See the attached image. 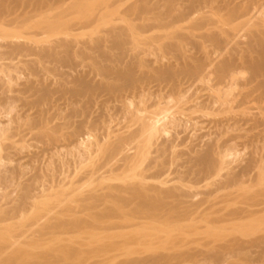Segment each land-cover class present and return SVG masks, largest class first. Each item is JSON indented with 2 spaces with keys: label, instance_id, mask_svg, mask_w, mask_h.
<instances>
[{
  "label": "rangeland",
  "instance_id": "rangeland-1",
  "mask_svg": "<svg viewBox=\"0 0 264 264\" xmlns=\"http://www.w3.org/2000/svg\"><path fill=\"white\" fill-rule=\"evenodd\" d=\"M8 1H10V2H8ZM18 1L19 0H6V2H5V0H2V2H1V0H0V4L2 3V5H3V2H4V5H3L4 7H6L9 3L10 8L7 6L5 9L10 10L11 16L14 12L13 10H15L14 7L17 8L15 10L16 13L14 12V14H17V16L15 15L16 19H17L18 15L20 14L18 17L19 19H17V20H15V18L14 19L12 18V17H14V14L12 17H10V16L8 17L10 19V23H12V24H10V23L6 24L5 22L7 21V19L4 20L5 22L3 21V19H1L2 22H4V23L3 24L0 23V33L3 34V36H2V34H0L1 35L0 36L1 37L0 38V44L2 43L3 45L4 44L6 45L9 43V41H11L9 44L12 43V45H17L18 43L20 44L21 42H22L21 44H23V45L28 44L27 46H25L26 50L24 49V51H22V53H20V54H23L24 56L20 55L19 53H18V55L13 53L10 55L6 54L5 58H3L4 56H2L0 59V63H2L3 65H6L5 63H7V65L5 67L2 64H0V70H1L0 72H2V69L4 68L3 69L4 71L2 73H0V78H1L0 79V103L2 101V103L0 104V151H1L0 156L2 157V159H1L2 162L0 161V174L6 175L8 170H10V171L14 170V172L12 174L17 173L16 175L23 173L22 174L23 176L24 175L31 176L32 174H34L37 171V169H39L41 167V165L39 166V164H41V162L39 159H36L37 157L34 158L31 155H30V157H32V160L36 159L38 164L35 160H33L34 162H32L30 160H29L30 162H27V160L29 159V154L35 153L34 151L30 152V149L35 150L36 152H38V149H39L40 154L45 153V154H48V156H49V153L51 156L55 155L52 158H53V160L57 159V161H54L53 164H55V162L58 163V161L61 158H62L61 162H62V160L64 162L65 158H66L65 160L70 161L69 158L72 159L75 156L80 155L81 154L80 152H83L81 149L85 148V147L81 148L83 145V142L82 143H80V142L83 141L82 139L84 137H85L84 140H86V137L89 135V133H92L89 131L87 133L86 129L88 128V130H89L90 128L87 125H85L84 121H86V119L83 120V118H88V120L90 119V121H93L91 119L96 118V121H98L97 124L102 121V123L108 125L109 122H111L109 125H111V126L113 125L114 127L117 125H120V123H121L123 128L126 127V124L130 125V126L128 125L127 129H125L124 131L122 130L123 129L122 127L120 128V126L119 127L117 126L118 128H120L121 132H123V133H119L120 132L119 129L117 130V128L112 127L113 129H116L115 131H117V134L115 135V133H116L115 132V133H112V135H110L108 133L112 130V129H110L111 127L109 128L110 131L108 132V130L106 131L107 127L105 128V125H103V124L100 125L101 124L100 123L99 124V126L101 127L100 128L96 124V122L93 121V123H94L93 126H95V129H94L93 126L90 125V123H89L90 121L89 122L86 121V124L88 122V125L91 126L90 130H92L93 133L95 132L94 134L97 133V135L92 134L95 137L91 136V138L93 137L94 139L95 138L97 139L99 137L98 139H102V142L107 141V145H110L111 142L115 141V140L113 141L111 139V137H113V139H114L115 138L114 136L118 135V138H116V141H117V139H119L118 145L120 146V148L118 149L115 147L116 141L114 142L115 146H114V144H111V147L107 146L108 147L107 150H109V149L112 150L114 148L117 149V151H118V152L116 151L117 153L114 152L115 149H114V151L112 150L114 153V157H116L115 155H117V154L120 155L121 152H119V151L124 150L123 145H122L123 149H121V145H120L121 142L120 141H123V139H125L127 136H129V134L131 135V138L133 135V139L136 140L137 137L135 138V135H136L135 133H137L139 131L134 132V130L135 129L138 130L142 127L141 126L142 125L141 120H140L141 125H139V124L135 123L137 118L135 119L134 122H131L129 120L130 119L129 116H127V115L131 114L130 117L132 118L131 120L133 121L134 117H135L133 115H134V111L136 110V107L139 106L138 104H142L139 107L144 106L145 101H146V104L144 107L146 109H148L150 107V109L145 110L146 112L143 113L145 108L144 107L142 109L140 108L139 110H141V112L138 113V115L143 113V114H141V116L142 115L144 116V114L147 115V114H149V112H153V110H154L152 115L155 114V115H153L155 117H157L160 113H162L161 115L158 116L160 121L163 118L162 123L159 122V126L160 125H162V126H164V125L171 126L172 125V126L171 127L167 126L168 128L166 126H164L162 128L160 127L161 131H163V132L160 133V131H159L160 129H159L157 132V135L155 133L156 139L157 138L158 139L157 140L153 139V140H155L154 143H152L153 140L151 141L150 144L152 145L153 148L152 147L150 148L151 145L147 146L149 150L151 149L150 150L151 152L149 151L151 154L148 152L147 155L148 154L149 155L147 157L145 155L146 158L144 157L140 160L141 161L140 165L141 164L142 165L141 166L139 165V168L145 170V172L149 171V169L146 170L147 168H149V166H150L152 171L155 170L154 173L157 171L155 174L152 173V171H149L148 174H147V172L145 173L144 171H141V172H143L141 174L144 176V180H142V182L145 184V185L142 184L143 188L145 186L147 189L148 188L147 186L152 187L155 183L156 184L159 183L160 185L158 184V186H161L164 188L161 190L165 191V188L167 186L168 187L166 189H168V188L175 189L176 184H177L176 187H180V186H178V184H179L178 182H180V181L183 182V180L185 179L184 182L186 184L184 185V184L180 183L179 185H181V186L183 185V187H182V188H184V190L182 189L183 192H185V190L188 191V192H185V194H187V196H185L184 193L182 194V196L181 195H179V196L183 197L186 201L188 199H189V201L192 200V202H193V198H194V202H196L195 205L197 207H195V205H194L193 209H192V206L190 207L191 211L192 210H194V211L192 213L191 220L187 219L188 222H185V223H188L187 226H185V223H183L186 218L183 220V222H182V219L181 220L179 219L183 225L182 224L180 225L179 221L173 220V221H175V223L173 224V222H172V225H171V226H173L172 228L170 226V228L173 230L170 229L169 232L171 235V233L173 234L174 232L177 231L176 233H174L175 236L171 237L169 235V233H167V230L169 229V228H167L166 232L164 231V233H162L161 236L159 235V236L155 237V238L159 237V239H157V240L155 238L151 239V242H153V243H151V242L148 243L150 248L148 246L145 247L146 241L147 242L150 241L148 238L149 236L147 237L148 240L145 241L144 240L145 238L143 239V235H141L142 237L139 235L140 237H137V239H135V237H136L135 235H137V234H135L134 236L131 235L130 237L133 236L134 239L132 237L131 238L132 241H131V239H127V241L129 240L132 243L134 240V242L132 244L134 245L135 251L129 252V249L131 248L130 246H132V248H133V245H131V243L129 242L130 246L127 245L126 249H128V247H130L128 249L127 253H130L129 255H131V256H128V257H130L128 259L131 261L132 264H142V263L143 264H264V177L261 174L262 170H264V72H263L264 71V6H263L264 0H256L257 5L254 4L255 0L253 2H252V0H249V1L248 0H239L240 2L238 0L237 1L235 0V3H234V0L233 1L232 0H220V1L219 0H214V1L207 0V2H206V0H201V1L199 0V2H198V0H192L193 2H188V0H169V2H168V0H23V1L20 0V2H19L20 4L18 3ZM147 1H149V2H147ZM189 1H191V0H189ZM202 1H204L205 3ZM158 2H160L162 4H160ZM221 2H223V3H221ZM244 2H246V3H244ZM167 3L169 5H171L172 9ZM177 3H178V5H176ZM179 3H181V5H183L182 8H181V6H179L180 5ZM202 3L205 6H203ZM226 3H227V5H226ZM186 4H187V6H186ZM251 4H252V6H251ZM16 5L19 7H17ZM25 5L28 9L25 7ZM161 5H164V8ZM173 5H175V6L173 7ZM193 5H195V6H193ZM207 5H208V7H207ZM255 5L257 6L256 8H255ZM23 6L25 7V9H23ZM166 6L167 7L169 6V7L167 8ZM192 6L194 7V9ZM198 6H199V8H198ZM253 6H254V8H253ZM4 7H3V9H4ZM155 7H157V8H155ZM183 7H186L188 11L186 10V8L184 9ZM262 7H263V9H262ZM11 8H12V10H11ZM18 8L20 11L18 10ZM223 8H225V9H223ZM257 8H259L258 9L259 11L256 10ZM3 9L1 8V10H3ZM22 9L25 12L27 11L25 15H24L25 12L22 11ZM155 9H157V10H155ZM159 9L162 10V12L160 11L161 14L157 13V12H159ZM164 9H166V11ZM170 9L173 10L172 13L173 14L175 13L176 16H175V14L173 15L172 13H170ZM190 9H193L195 13L197 11L198 14L199 13L200 14L198 15L196 13L197 15L194 16L195 13ZM198 9L199 10L201 9V10L199 11ZM163 11H165V12H163ZM228 11L229 12L233 11V12L229 13ZM256 11H258V12H256ZM17 12H23V13H17ZM245 12H246V14H245ZM252 12H255V13H252ZM156 13H157V15H156ZM166 13L169 15L171 14L172 17H171V15L167 16ZM189 13H191L190 15H192V13H193V17L190 16V18L193 21L191 19L190 20L188 19ZM232 13L234 14L233 16H232ZM258 13H260L261 15ZM163 14H164V16H162ZM248 14H251V15H248ZM253 14H255V15H253ZM213 15L215 16V18ZM236 15H237V17H236ZM20 16H21V18H20ZM160 16L163 17V19ZM169 17H171L172 19H170ZM11 18L13 19L14 22L11 21ZM236 18H237V20H236ZM9 19H8V21H9ZM147 19H149V20H147ZM195 19H197L198 21L197 20L195 21ZM257 19L259 22H257ZM140 20L142 23L140 22ZM151 20L153 22L158 20V22L153 23ZM182 20H183V22L185 21V23H182ZM246 20L248 23L245 22ZM253 20L255 21L254 24H252ZM136 21L138 22L139 25L141 24V26H140L141 31H140V35H139L140 38L138 37L137 43L135 41L134 45H133V44H130V42L131 43H133V42L131 41L130 33H128V32L130 31L129 27L130 28L132 27L131 25H135V23H136V25L138 26ZM164 21H167L168 23L165 22V24H160V23H163ZM200 21H204L205 23L201 22L202 24L200 25ZM210 21H211V24L209 23ZM213 21H215V24ZM229 21H230V23H229ZM113 22H117V23H113ZM127 22L129 23L128 26H126ZM243 22H245L246 24ZM53 24H54V26H53ZM143 24H145V27ZM157 24L160 26H158ZM50 25H52V26H50ZM114 25L115 26L118 25V26H116L118 28H115ZM161 25H162V27H161ZM232 25H234V26H232ZM241 25H242V27H241ZM243 26H245V27H243ZM123 27L125 29H123ZM147 27H148V30L146 29ZM157 27H159V29ZM206 28H207V30H206ZM114 29L119 30V31H116ZM151 29L153 31H151ZM234 29L236 32L234 31ZM204 30H206V31H204ZM112 31H113V33L115 31L117 33H119V32H122L124 34L128 33L130 39L128 38L127 41H125V44L127 46L124 43L121 44V46H120L118 43H115L113 40H111V41H109V43L111 42L112 46H111V43L109 44L110 46L108 44H106V45L109 47H112V48H109L106 46L108 48L107 49L102 44L103 49L102 48H101L102 50L97 49V50H99V51H97L96 47H94L95 45L93 46L94 48L91 47L94 44V39H97L98 37L100 38L104 35H109V37H110V34L112 33ZM146 31H147V33L145 34ZM240 31H242V35H240L241 34ZM232 32H233V35H232ZM215 33L216 34L219 33V36H217L218 34L216 35ZM234 34L236 36L239 34L240 36L239 35L238 36L240 39L238 37H236ZM6 35H7V38L4 37ZM180 35H181V37H180ZM230 35H231V37H229ZM234 36H235V39H234ZM2 37H4V39ZM25 38H27V39H25ZM110 38L113 39L112 37H110ZM236 38L238 40H236ZM77 39H79V40H77ZM142 39H143V41H142ZM78 41H79V43H78ZM128 41H129V44H128ZM15 43H17V44H15ZM114 43L116 46L117 45L118 46L116 47L114 45ZM76 44H77V46H76ZM80 44H81V46H80ZM135 44H138L139 47H141V48L143 46L144 49H147V51H146L147 53L146 54L144 53L147 58L145 56H143L144 54H142V56L144 57L143 59H145L146 61L145 60L142 61L143 63L140 64V70L138 69L139 67L136 68L138 66L137 65L135 67V69L133 70L132 74L127 73L125 76H122L118 80L114 79L115 81L114 80L107 81V79H105L104 76L102 77L101 75L97 74V76L99 75L97 77L96 74H94V73L90 74L89 69H87L86 67L84 68V66H83L84 64L86 65L90 61L93 62L94 61L93 58L96 57L95 62H93V63L98 64L99 66L101 65L100 67H104V65H105V67L107 65H108V67H110L112 62H114L116 60V59L114 60L113 58H117L118 57L117 54H119L120 52L122 54H124L125 57H127V59H128V57L130 55V52H128L130 50L127 51V49L129 48L128 46L132 45L130 47V49H131V48H133V46H135ZM155 44H156V46H155ZM168 44H169V46H168ZM182 44L184 46H181ZM138 45L136 47H138ZM60 46H62L63 48ZM113 46L115 48H113ZM3 48H4V46H3ZM3 48L0 47V51L1 50L3 51ZM28 48H29V50H28ZM31 48L34 49V52H32V53H31V51H33V50ZM141 48H139V49H141ZM152 48L155 50H153ZM94 49H95V51H93ZM183 49H184V51H183ZM219 49H221V50H219ZM112 50H113V52H112ZM185 50H186V52H185ZM28 51H30V52H28ZM116 51H118L119 53ZM25 52H27V54L29 53V55L25 54ZM66 52H68V53H66ZM102 53H104V54H102ZM115 53H116V55H115ZM121 53H120V55H122ZM214 53H215V55H214ZM218 53L220 56L218 55ZM91 54H93V56H91ZM211 54L214 55V57H217L216 58L217 60ZM15 55L17 58L15 57ZM78 55H81V56H78ZM85 55H86V58H85ZM87 56H89V57H87ZM130 56H132V55H130ZM194 56L197 58L198 61L196 60V62H195L194 59H196V58ZM210 56L213 58H211ZM7 57H8V59H7ZM160 57L163 59H158ZM81 58H82V60H81ZM191 58H193V59H191ZM199 58H201V59H199ZM210 58H211V60L213 59V61H211V62H213L212 64H214L215 62L217 63V64L215 63L214 66H212V68H211L214 72L215 71L217 72V73L215 72L217 75L214 74V72L213 73L210 72L212 74V77L215 78V80L212 77H210L211 81H212V83H211V81L208 80V78L207 79L203 78L202 79L203 82L199 83L201 80L199 81L200 78L198 79V76H201V74H202L201 77L204 76V74L206 72L205 66L208 67L209 65L210 66L212 65L210 62ZM109 59L110 60L113 59V60L110 61ZM140 59H142V58H140ZM214 59H215V61H214ZM199 60H201V61H199ZM65 61L69 65H67ZM84 61H86V62H84ZM156 61H158V62H156ZM241 61L243 63H241ZM110 62H111V64H110ZM155 62L157 64L159 63V65H157ZM198 62H200L201 64ZM61 63L64 65H62ZM188 63L191 65L190 68H188L190 66ZM197 63H198L199 67L201 65L203 66V63L205 65L203 66L202 69H199V67L197 69ZM160 64L162 66V69L164 66H167V69L169 68V71H171L172 73L168 76L167 74H169L170 72L168 73V70L165 69V67H164L165 70L164 69H163L164 71L162 70L163 72H165L164 74H162L163 73L162 71H161L162 73L160 71L157 73L158 70H156V69L161 68ZM185 64H187V65H185ZM70 65H71V67H74V68H71ZM148 65H149V69H146V68H148ZM153 65H155V67ZM170 65H171V67H170ZM195 65H196V69L198 71L200 70L199 71L200 73H197L198 71H196ZM215 65L217 66L216 67L217 70L215 69ZM236 65H239V66H236ZM2 66H3V68H2ZM77 66H80V67H77ZM142 66H144L146 68H143ZM173 66L175 68V71L173 69ZM178 66H180V67H178ZM181 66H183V67H181ZM210 66L208 67V69L210 68ZM224 66L226 68L230 67L229 71H231V70L233 71L236 69L235 70L236 71L235 77H237V79L235 82H237V83L233 84V82H231L232 84H230L229 83L230 80L227 79V77H225L226 76L225 73H224L225 76H224V74H223V76L227 80H225L224 77L220 76L226 70V68H224ZM234 66L237 68H235ZM232 67H234V68L232 69ZM176 68L178 71L176 70ZM182 68L185 70L181 71ZM219 68L221 69V71ZM228 68H227V70H228ZM65 69H66V71H65ZM136 69H137V71L138 70L139 71L138 72L135 71ZM191 69L193 72L190 71ZM237 69H238V71H237ZM46 70H48V71H46ZM67 70H69L70 72ZM76 70H78V71H76ZM201 71H204V74L201 73ZM239 71H240V74H239V76H237ZM176 72L178 73V75L176 74ZM185 72H187V73H185ZM220 72H221V74H220ZM261 72H263V73H261ZM150 73H152V74H150ZM153 73H155L156 75ZM182 73H183V75H182ZM188 73H189V75L186 76V74H188ZM193 73H195V75H198V76H196L198 80H195L196 77H194L195 75L193 76ZM51 74H52V76H51ZM157 74L158 75L161 74V75L158 76ZM184 74H185V76H184ZM131 75H133V76L136 75V78L132 77ZM145 75H146V77H145ZM152 75H155V77L153 78ZM214 75H216V76H214ZM64 76H66V77H64ZM77 76H78V78H77ZM131 77H132V79H131ZM156 77H158L159 79ZM101 78H102V82H101ZM134 78H135V80H133ZM141 78H142V80H141ZM155 78L158 79L159 81L156 80ZM173 78L174 79L176 78V79L174 80ZM79 79L80 80L82 79V81L81 82L78 81ZM88 79H90V80H88ZM130 79H131V81H130ZM185 79H187V81ZM191 79L193 81L194 80L196 81V82H193V85L196 84L195 86H193L195 88H193V87L191 88V86H190V85H192L190 83V82H192ZM84 80H86V81H84ZM136 80H137V82L135 83ZM183 80H184V82H183ZM207 80H208V82L211 83V85H209V86H211L212 88H215L220 84H221L220 87L222 86L224 88V84H225L224 81H227L228 83L225 84V86L227 85V87H225L226 89L224 88L225 91H227L228 86L230 85V87H229L230 89H228V93L221 100L217 101V103L215 102V100H216L215 97L214 96L211 97L210 95H212V94H209L210 87L208 86V82H206ZM217 80H219L217 83L218 85L213 84V83H216ZM75 81L76 82L78 81V82L76 83ZM197 81H199V82L197 83ZM88 82H90V83H88ZM155 82L158 83V86ZM91 83L94 84V86H95V84H97L96 86L99 85V87H103V90H100L102 93L100 91H97L98 92L97 93V92H90V91L86 90L87 89L86 87L88 86V84L91 85ZM134 83L136 84V86ZM137 83H138V85H137ZM169 83H170V85H169ZM112 84L115 85L114 88L117 86L115 88L116 91L114 92V94L113 93L110 94V92H107V90H104L105 85L106 86H112ZM140 84H141V86H140ZM165 84H166V86H165ZM183 84L185 85V87ZM82 85L86 86V87L83 88ZM205 85H207L208 87H206ZM231 85H233L234 87ZM137 87L139 90L136 89ZM165 87H166V90H165ZM174 87L177 88V90L174 89ZM180 87H183V88H180ZM186 87H188V88H186ZM118 88H119V90H118ZM121 88H122L123 94L121 92ZM184 88H186V91L189 89V92H187L186 95H184L185 94L184 93L183 97H182L181 92L185 91ZM84 89L87 92L85 91V94H84V91H83V94H82V92H80V91H82ZM146 89H147V92H145ZM157 89H159V90H157ZM181 89L182 90L184 89V91H180ZM219 89L221 91L223 90L221 88H219ZM7 90H9V91H7ZM70 90H71V92H70ZM167 90H168V92H167ZM171 90H173V91H171ZM175 90H176V92H175ZM143 91H144V94H142ZM157 91L159 94L162 93L160 95V98L162 97L161 101L159 100V94L157 93ZM170 91L174 93V94H172V96H174L175 98L171 96L172 98L175 99L174 101H169V100H171V98H170L171 92ZM57 92L59 93V95ZM125 92H126V94H129L132 97L129 95H126ZM120 93L122 95H120ZM133 94H134V96H133ZM145 94L146 95H152V97L151 98H149V96L146 97ZM143 95H145V96H143ZM43 96H44V98H43ZM120 96L123 97V98L122 97L121 98L123 100H125L124 102H127V100H128V99H126V97L127 98L129 97V99L133 98L132 99L133 102L131 99H130V101H128L130 103L129 105H131V106H128V108L130 107V109H131V107L133 106L135 108L134 109L132 107V109H134V111L130 112V110L127 108V105L125 108L124 105L128 104V103L124 104V102H122V100L120 99ZM156 96H157V98H156ZM1 98H3V100ZM88 98H89V100H87ZM91 98H92V100H91ZM212 98H214V99L212 100ZM62 99H63V101H62ZM75 99H76V101H75ZM143 99H145V101H142ZM148 99H150V100H148ZM166 99L168 100L167 103H166ZM177 99H178V101H176ZM183 99L186 100V101L184 100L183 102H185L186 104L188 103L189 108L187 105L180 106L183 104V102H181ZM191 99H193L194 101ZM198 99H199V101H198ZM187 100H188V102H187ZM72 102H75L76 104L72 103ZM102 102H104V103H102ZM131 102H132V104H131ZM170 102L172 105L170 104ZM175 102L178 104L175 105L176 104ZM179 102H181L182 104H179ZM156 103L159 104L160 109L162 111L158 108L159 106ZM66 104H67V106H66ZM99 104H101L103 107H101V105L99 106ZM105 104H107L106 107H108V108L105 107ZM93 105H94V107H93ZM116 105H117V107L119 105V107L116 108ZM169 105H171V106L169 107ZM174 105L177 107H175ZM59 106H60V108H59ZM71 106L73 108V111H72L73 113L77 109L76 110L77 115H76V111L74 114L72 112H70V110H72V108H68V107H71ZM109 106H112V108ZM113 106H115V107H113ZM185 106L188 108V110L184 109V108H186ZM55 107H57V108H55ZM91 107H93V108H91ZM155 107H156V109H155ZM182 107H183V110H182ZM95 108L97 111L95 110ZM104 108H106V109H104ZM123 108H124V110H123ZM170 108H172L173 111H170ZM56 109H57V112H56ZM62 109H64V110H62ZM79 109H81V110H79ZM111 109L113 110L112 112H111ZM126 109H127V111L129 110V112H127ZM167 109L170 111V113L171 112L172 113L170 114L169 111H166ZM109 110H110V114L108 113ZM137 110H138V108H137ZM158 110L161 112L158 113ZM164 110H165V112H168V113L167 114L163 113ZM175 110H177V111L174 112ZM60 111H61V115H60ZM78 111H80V112H78ZM106 111H107V113H106ZM124 111H126L127 113ZM85 112H87L86 113L87 116L85 115ZM88 112H89L90 116L88 115ZM114 112L116 113V115H115V117H112L111 115L112 114L114 115L115 114ZM117 112H118V114H117ZM135 112L137 113V111H135ZM181 112L184 114H181ZM187 112H188V114H187ZM48 113H50V114H48ZM82 113H84L85 116ZM92 113H93V115L91 116ZM103 113H106V115ZM128 113H130V114H128ZM51 114H52V116H51ZM54 114H55V116H53ZM58 114L60 116H58ZM62 114L64 115L65 118L63 117ZM70 115H72L71 118H70ZM108 115H109V117H108ZM124 115H125V117H124ZM150 115L151 114L147 115L149 117L144 116L145 117L144 119L147 118L148 120H150V118L153 117L152 115H151L152 117H150ZM183 115L185 117H187V115H189V116L187 118H185ZM66 116H69V117L67 118ZM104 116H107V117L104 118ZM116 116H117V118H116ZM160 116H161V118H160ZM60 117H62V119ZM79 117H81V118H79ZM89 117H91V118H89ZM178 117H180V118H178ZM54 118H55V121L57 119L58 120L56 122L52 121V120H54ZM112 118H113V120H112ZM115 118L118 121H115ZM119 118H121V119H119ZM176 118H177V121L180 122V125L176 121ZM47 119H48V122H47ZM68 119H69L68 124L73 123L72 127L74 128V131H73V128L71 129V124H69L70 125L69 130L66 129V128H68V124L65 123L66 122L65 120L68 121ZM80 119H82V120L80 121ZM103 119H105L107 122L105 120L103 122ZM110 119H111V121H110ZM124 119H125V121H123ZM186 119L189 121H186ZM191 119H193V120H191ZM127 120H129L130 122ZM169 120L171 122V125L169 124L170 123ZM44 121H46V122H44ZM63 121H65V122H63ZM43 122L47 126H45ZM52 122L54 123L55 126L53 125ZM74 122L77 124L75 125ZM118 122H119V124H117ZM138 122H139V120H138ZM164 122H165V124H164ZM25 123L27 126L25 125ZM61 123H63V124H61ZM112 123H115V125ZM131 123H135V124L139 125L140 127L139 126H137L138 128L134 127V126H136L135 124L131 127ZM64 124H66V125L64 126ZM83 124L85 125L84 128L82 127ZM40 125H41V127H40ZM42 125L49 128V129H47L48 131L52 128L54 129L57 126L59 128L54 129V131H52L54 133H51V135H50V134H48V131L46 130V128L44 129V126H42ZM61 125H63L64 127H62ZM86 126H87V128L85 129ZM181 126H182V128H181ZM184 126H186V127H184ZM187 126L189 129L187 128ZM102 127L105 128V131L101 130V129H103ZM130 127H131V129L128 131V129ZM29 128H31V129H29ZM40 128H41V130H40ZM61 128H62V130H60ZM78 128H79V130H78ZM80 128L81 129L83 128V130H81ZM96 128H97V130H96ZM173 129H175V130H173ZM126 130H127V132H126ZM141 130L142 129H140V131ZM165 130H166V132H165ZM61 131H63V134L61 133ZM69 131H70V133H69ZM72 131L73 132L78 131V132H76L74 134ZM85 131H86V134H88V135H85L83 137L81 134L84 135ZM148 131L150 132V130H147V132ZM174 131H175V134H174ZM46 132H47V134H46ZM50 132H51V130H50ZM124 132L127 133L126 137H125ZM132 132H134V133H132ZM56 133H57V135H55ZM139 133H141V132H139ZM181 133H182V135H181ZM190 133L194 137L191 136ZM53 134L55 137H57V136L58 137L52 138ZM64 134L66 136H64ZM70 134L72 135L71 137L69 136ZM78 134H79V136H78ZM98 134H99V136H98ZM107 134L109 137L107 139L105 138L104 139L105 141H103L102 136L105 137ZM113 134H114V136H113ZM144 134L146 136L147 133H144ZM100 135H102V136H100ZM119 135H121V137L124 136L125 138H123V137L120 138ZM139 135H138L137 139H139V141H141ZM155 135H153V138H155ZM183 135H184V137H183ZM40 136L44 137V138H41ZM45 137H48V139L47 138L45 139ZM60 137H62V138H60ZM169 137H170V139H169ZM58 138L61 140H59ZM68 138H70V139H68ZM87 138H89V137H87ZM109 138L111 141L109 140ZM127 138L129 139L130 137H127ZM142 138H144V136ZM92 139L89 138L90 141H92ZM120 139H122V140H120ZM128 139H125V140L127 141ZM42 140H43V142H42ZM55 140H56V142L62 141L61 143L59 142L61 145L59 143H55L54 142ZM68 140H70V141L72 140L73 142L69 141L70 144L69 143L67 144L66 141L68 142ZM108 140L110 141V144H108L109 143ZM23 141H25V142H23ZM46 141L49 144L46 143ZM126 141H125V143H126ZM139 141H137V142H139ZM12 142H14L16 144V145L14 144L15 145L14 147L16 149L18 148L17 150L12 146L10 147V144ZM28 142L30 144H28ZM50 142H52V143H50ZM76 142H77V144L80 143L81 146L77 147ZM86 142H87V140L84 143H86ZM199 142H201V143H199ZM125 143H123V144H125ZM182 143H183V145H182ZM8 144H9V148L6 147ZM26 144L28 145L29 149L27 148ZM46 144L48 146L50 144L51 145L49 147L48 146L45 147ZM63 144H64L63 148L61 147L62 150L60 149V151H59V146H62ZM158 144H159V146H158ZM22 145H24L23 148H22ZM112 145L114 147H112ZM118 145H117V147H119ZM161 145H163V146H161ZM167 145H170V146H167ZM173 145H176V147ZM193 145L195 146V149H194ZM53 146L55 148L58 147V153L61 154L60 155L61 157L59 156L58 153H54L57 151L54 149ZM68 146H70V148H72V146H73V148L75 149V151H74V149L72 148L74 153L72 152V149H68L69 148ZM83 146H86V145H83ZM166 146H167V149H166ZM216 146H218V147L216 148ZM76 147L78 149L81 148L80 149L81 151H79V153L76 150ZM191 147H192V149H191ZM6 148H8V149H6ZM163 148L165 150H163ZM168 148H169V151H168ZM175 148H176V150H175ZM205 148L207 150H205ZM189 149L191 152L189 151ZM218 149H219V151H218ZM227 149H228V151H227ZM23 150L27 151V152H24ZM156 150L158 151V153L161 152V154L156 153ZM186 150H188V151H186ZM213 150H214V152H213ZM221 150H223V152L226 151L225 153L227 154L223 158H222V156H224V154H221V157H217V156H220L217 154L218 153L220 154L222 152ZM28 151H29V154L26 156ZM63 151H64V153H63ZM69 151L73 155H75V154L76 155L74 157H72V155ZM124 151H125L124 152L125 154L124 153L123 154L125 156L127 150H124ZM132 151L129 150V148H128L127 152L132 153ZM230 151H232V152H230ZM51 152H53L54 154ZM65 152H67V153H65ZM164 152H166V153H164ZM169 152H172V154L173 153L174 154L170 155ZM212 152L214 153V157L212 155ZM24 153H26V154H24ZM68 153L71 155V157H69L70 155H66V157H64V158L62 157L63 155L65 156V154H68ZM107 153L109 155L110 152H107ZM107 153L105 152V157L107 156ZM131 153H129V154H131ZM180 153L182 155H180ZM200 153H202V154H200ZM56 154H58L60 159L58 157L55 158ZM162 154H164V155L160 157V155H162ZM192 154L194 155V158L196 157V155L199 157V155L203 156V154L209 155L210 158L213 157L211 160L213 161L212 164L214 163L213 165H215L214 166L215 168L214 167L212 168V166H213L212 164L209 166L211 167V170L215 169L217 174H216L215 170H214V172H211L213 174L208 172V171H210V167L208 166V163H207V166H208L207 169L208 168L209 169L208 170L205 169V172L207 171L206 174L204 172L205 177L207 178L206 179L202 174L203 171L201 170L202 171L201 174L199 173L200 171H198V170H200V168L204 170V168H206L205 167L206 163L201 162V160H202L201 156L199 157L201 160L197 157H196L197 160L195 159L196 162L199 159V163L198 162L197 163L201 164V166L198 165L197 163L193 162L194 160H192L193 159ZM178 155H179V157H178ZM80 156H82V154ZM80 156L78 158H81ZM101 156H103V159L105 158L104 155L101 154ZM101 156H99V157L102 158ZM27 157H28V159H27ZM171 157H173L174 161L172 160ZM122 158H123V156H122ZM168 158H170V160H172V161L171 162H170V160L168 161ZM3 159H5V160H3ZM117 159L120 160L121 157H120V159L119 158H117ZM124 159H126V158H124ZM145 159H148V160L146 161ZM216 159H218V160L221 159L222 161H224V163H223L224 166H223V164H221V161L218 162V160H217V162H214V161H216ZM48 160H49V158H48ZM16 161H17V163H16ZM20 161H22V163L23 162L25 163V161H26L25 165H27L26 166L27 169H25L24 164L22 167H20V165H18ZM49 161L46 160V162H49ZM67 161H65V162H67ZM120 161L122 163L125 162L124 160H123L124 161L123 162L122 159ZM142 161H144V162H142ZM156 161L157 162L160 161V162L157 163ZM175 161H176V163H174ZM121 162H120V164H122ZM148 162L149 163L151 162V163L149 164ZM226 162H228L227 163L228 165L225 164ZM15 163H16V166L14 165ZM32 163H33V165H32ZM57 163L55 164L56 167H58L57 165H59ZM215 163H217V165ZM152 164L153 165L155 164V166L157 168L155 166H154V168H152L153 167ZM169 164H170V166H169ZM180 164H181V166H180ZM184 164H186L187 166ZM30 165H32V166H30ZM35 165H36V168L33 167ZM10 166H11V169H10ZM50 166H52V165L50 164ZM142 166L145 169L142 168ZM32 167L34 170H32ZM114 167H116V166H114ZM114 167H112V168H114ZM158 167L159 168L161 167L160 170L158 169ZM179 167L182 169H179ZM191 167H194L193 171H191L192 170ZM217 167H220V168L217 169ZM188 168H191V169H188ZM22 169L25 173L22 171ZM188 170L191 172H187L189 175L186 174L188 177H185V175H183V174H185V172ZM194 170H195V172H198L197 173L198 176L193 174ZM163 171H165V172H163ZM180 171H182V172H180ZM28 172H29V174H28ZM160 172H162V173H160ZM166 172H167L168 176H166L167 175ZM151 173L153 176H151V178H149ZM171 173H173V174H171ZM190 173H192V174L190 175ZM176 174L179 178L177 176H175ZM214 174H215V176H214ZM148 175H149V177H148ZM210 175H212V176H210ZM155 176L158 177V179L156 178V180H158V183H157V181L151 180ZM145 177L147 179H145ZM163 177H165V178H163ZM181 177H183V178H181ZM194 178H196V179H194ZM16 179H18V178H16ZM132 179H134V176L132 177ZM132 179L130 178L129 181L130 180L133 181ZM149 179H150V181H146ZM159 179H160V181H159ZM136 180L137 179H134V181H136ZM174 180H176L177 182ZM205 180L208 182H206L204 184L201 183V182H204ZM225 180H227L228 182ZM16 181L17 180H15V182L13 183V182H10V180H8V182H9V184H8L5 179L2 180V182H0V190H1L0 193L4 189H6L8 185H9L8 186L9 188H10V186L12 187L11 189H8V190L12 191L14 189V187L17 190L20 189V188H17L16 185H18V184ZM144 181H146V182H144ZM161 181L164 183L168 182L169 184L168 183H166V184L161 183ZM1 183L4 184V186H2ZM10 183H13L15 185L12 184L13 185L12 186ZM115 183H117V181ZM209 183H210V185H209ZM222 183L223 184L225 183L226 189H225V187H223L224 185H222ZM228 183H230V184H228ZM129 184L131 185V183H129ZM190 184H191V186H190ZM192 184H194V186ZM205 184H206V186H205ZM163 185H165V186L167 185V186L165 187ZM20 186H21V184H20ZM172 186H173V188H172ZM184 186L186 187V189ZM209 186H211V187H209ZM1 187H2V189H1ZM3 187H6V188H3ZM143 188L141 187L140 190H142ZM190 188H191V190H190ZM219 188L222 189V192L219 191V193H217L218 190H220ZM197 189H199V190H197ZM207 189H208V191H206ZM192 190H194V193H192ZM195 191H196V193H195ZM189 192L194 194V196L191 195V193H189ZM201 192H203V193L201 194ZM222 193H224V194H222ZM12 194H11V196H12ZM15 194L17 195V192ZM189 194H190V196H189ZM195 194L196 195L200 194V195H197L198 198L195 199V196H196ZM175 197H176V200L180 199V198L178 199V195L177 196L174 195V198H173L174 200L172 198L170 200H173L175 202L176 201ZM187 197H189V198L187 199ZM184 199H183V201L185 202ZM2 202H4V201H2ZM184 202H183V204H184ZM199 203H200V206H198ZM180 204L183 205L182 203H179V205ZM243 204H244V206H243ZM243 207H244V209H246L248 207L250 208V209L248 208L250 211L249 210L247 211L248 216H247L246 212H244L243 214L240 213V210L243 209ZM194 208H196L198 210H196ZM199 208H200V210H199ZM235 209L236 210L240 209L239 215L235 214V216H234L231 213V212H234ZM251 209L253 210V212L254 211L255 212L254 213L251 212ZM195 210L198 212L199 211H201V212L198 214V212H196ZM257 210H258V212H257ZM249 212L252 213V215H249L250 214ZM193 214L196 215V217L195 216L193 217ZM243 215L245 216V218ZM254 215H255V217H254ZM193 218H195V219H193ZM236 218L239 220H237ZM176 221L179 222V224L176 223ZM176 224L178 225V227L176 226ZM207 225L211 226V227H208ZM179 226H181V227H179ZM183 226H185V227H183ZM181 228H182V230H181ZM201 230H203V231H201ZM168 235L170 236V238ZM140 238H141V241L138 240ZM166 238H167V240H166ZM168 238L170 240H168ZM135 240H136V242L139 241L142 243H140V245H139V242H138L135 245V243H136ZM142 240H144V241H142ZM165 240H166V242H165ZM158 241L160 243H157ZM161 241H163V242H161ZM143 242H145L144 245H142ZM153 244H155V245H153ZM136 248L140 251L145 250V253L147 252L149 255L147 253L146 254L143 253V251L139 253V251ZM147 248H149L150 250L152 249V252L150 250L147 251ZM166 249H167V251H165ZM136 251L138 252V254ZM149 251L151 253L154 252L153 254H155V256H153V254L151 256V253H149ZM155 251L158 253H161V254L164 253V254H162L164 256H162L160 254L156 255ZM134 254L135 255L137 254L138 257H136L137 255L135 256ZM139 254H141V255L145 254L147 256H151L152 260L150 259V257H146L148 259H145V257H144L145 255H143V257H141ZM132 255L134 256L135 259H138V258L139 259L135 261V259L132 258L133 257ZM157 256H159V258L153 260V257L157 258ZM128 259H127V262H125V264H127L129 262ZM149 259H150V261H149ZM125 260H126V258H125ZM142 260L144 262H142ZM137 261H138V263H136ZM147 261H149V262H147ZM140 262H142V263H140ZM145 262H147V263H145ZM131 263H128V264H131Z\"/></svg>",
  "mask_w": 264,
  "mask_h": 264
},
{
  "label": "bare ground",
  "instance_id": "bare-ground-1",
  "mask_svg": "<svg viewBox=\"0 0 264 264\" xmlns=\"http://www.w3.org/2000/svg\"><path fill=\"white\" fill-rule=\"evenodd\" d=\"M23 1V0H22ZM201 1V0H200ZM211 1H214V0H211ZM220 1V0H219ZM233 1V0H232ZM237 1V0H236ZM239 1V0H238ZM249 1V0H248ZM254 0H252V2H253ZM1 2H2V0H1ZM5 2H6V0H5ZM8 2H10V1H8ZM13 2V1H12ZM20 2V0L18 1V3ZM27 2V1H26ZM147 2H149V1H147ZM157 2V1H156ZM166 2V1H165ZM168 2H169V0H168ZM183 2V1H182ZM181 2V3H182ZM187 2V1H186ZM188 2H193L192 0L191 1H189L188 0ZM198 2H199V0H198ZM197 2V3H198ZM202 2H204V1H202ZM206 2H207V0H206ZM229 2V1H228ZM240 2V1H239ZM256 0H255V3L254 4H256ZM260 2V1H259ZM258 2V3H259ZM17 3V2H16ZM24 3V2H23ZM158 3H160V2H158ZM181 3H179L180 5L179 6H181V8H182V6L183 5H181ZM195 3V2H194ZM205 3V2H204ZM211 3V2H210ZM221 3H223V2H221ZM234 3H235V0H234ZM243 3V2H242ZM244 3H246V2H244ZM12 4V3H11ZM20 4V3H19ZM160 4H162V3H160ZM159 4V5H160ZM164 4V3H163ZM168 4V3H167ZM166 4V5H167ZM189 4V3H188ZM193 4V3H192ZM200 4V3H199ZM203 4V3H202ZM209 4V3H208ZM212 4V3H211ZM238 4V3H237ZM236 4V5H237ZM261 4V3H260ZM259 4V5H260ZM3 5H4V2H3ZM2 5V3L0 4V23H4L5 21V19H7V21L5 22L6 24L8 23H10V19L8 18L9 16L10 17H12L13 16V14H14V12L16 13V7H14L15 8V10H13L14 12H13V14H12V16H11V12H10V10H6L5 8L8 6L9 8H10V6H9V3H8V5L6 6V7H4ZM14 5V4H13ZM23 5V4H22ZM169 5V4H168ZM176 5H178V3L176 4ZM197 5V4H196ZM226 5H227V3H226ZM229 5V4H228ZM239 5V4H238ZM257 5V4H256ZM255 5V8L257 7ZM263 5V4H262ZM4 7V9H3V7ZM17 6V5H16ZM158 6V5H157ZM161 6H163V8H164V5H161ZM170 7H171V5H169ZM168 6V7H169ZM175 5H173V7H174ZM186 6H187V4H186ZM193 6H195V5H193ZM192 6V7H193ZM203 6H205L204 4H203ZM215 6V5H214ZM251 6H252V4H251ZM264 6V5H263ZM17 7H19V6H17ZM22 7V6H21ZM25 7H26V5H25ZM25 7L23 6V9H25ZM167 7V6H166ZM167 7V8H168ZM191 7V8H192ZM207 7H208V5H207ZM222 7V6H221ZM1 8L3 9V10H1ZM13 8V7H12ZM12 8H11V10H12ZM27 8V7H26ZM155 8H157V7H155ZM161 8V7H160ZM166 8V9H167ZM184 9L186 8V7H183ZM198 8H199V6H198ZM253 8H254V6H253ZM22 9V11H24ZM28 9V8H27ZM166 9H164L165 11H166ZM171 9H172V7H171ZM170 9V13H172V11L173 10H171ZM179 9V8H178ZM193 9H194V7H193ZM193 9H190V10H192L193 12H194V10ZM203 9V8H202ZM223 9H225V8H223ZM227 9V8H226ZM251 9V8H250ZM249 9V10H250ZM259 8H257L256 10H258ZM262 9H263V7H262ZM18 10H19V8H18ZM17 10V11H18ZM155 10H157V9H155ZM186 10H187V8H186ZM199 10V9H198ZM201 10V9H200ZM199 10V11H200ZM233 10V9H232ZM255 10V9H254ZM261 10V9H260ZM20 11V10H19ZM144 11V10H143ZM160 11L162 12V10L161 9H159V12H157V13H160ZM165 11H163V12H165ZM188 11V10H187ZM259 11V10H258ZM258 11H256V12H258ZM263 11V10H262ZM261 11V12H262ZM25 12V11H24ZM27 12V11H26ZM26 12L24 13V15L26 14ZM145 12V11H144ZM168 12V11H167ZM177 12V11H176ZM229 12V11H228ZM230 12H233V11H230ZM229 12V13H230ZM17 13H23V12H17ZM157 13H156V15H157ZM195 13V12H194ZM196 13L198 14V12L196 11ZM194 14V16L195 15H197V14ZM224 13V12H223ZM252 13H255V12H252ZM251 13V14H252ZM161 14V13H160ZM159 14V15H160ZM173 14V13H172ZM175 14V13H174ZM173 14V15H174ZM191 13H189L188 15H189V20L191 19L190 18V16H192L193 17V13H192V15H190ZM200 14V13H199ZM198 14V15H199ZM209 14V13H208ZM212 14V13H211ZM227 14V13H226ZM245 14H246V12H245ZM251 14H248V15H251ZM258 14H260V13H258ZM15 15L17 16V14H14V17H12L13 19L15 18ZM20 15V14H19ZM19 15H18V17H19ZM166 15L167 16H170L169 14H167L166 13ZM165 15V16H166ZM215 15V14H214ZM213 15V16H214ZM234 14L232 13V16H233ZM253 15H255V14H253ZM257 15V14H256ZM261 15V14H260ZM162 16H164V14L162 15ZM175 16H176V14H175ZM174 16V17H175ZM212 16V15H211ZM17 17V19H19ZM161 17V16H160ZM171 17H172V15H171ZM171 17H169L170 19H172ZM235 17V16H234ZM236 17H237V15H236ZM255 17V16H254ZM262 17V16H261ZM11 18V21L12 22H14L13 21V19ZM20 18H21V16H20ZM145 18V17H144ZM155 18V17H154ZM153 18V19H154ZM162 19H163V17H161ZM167 18V17H166ZM180 18V17H179ZM184 18V17H183ZM202 18V17H201ZM214 18H215V16H214ZM223 18V17H222ZM1 19H3V21L4 22H2V20ZM8 19H9V21H8ZM16 18H15V20H17ZM142 19V18H141ZM177 19V18H176ZM256 19V18H255ZM147 20H149V19H147ZM192 20V19H191ZM197 19H195V21H196ZM236 20H237V18H236ZM239 20V19H238ZM126 21V20H125ZM146 21V20H145ZM152 21V20H151ZM179 21V20H178ZM181 21V20H180ZM193 21V20H192ZM191 21V22H192ZM198 21V20H197ZM235 21V20H234ZM241 21V20H240ZM239 21V22H240ZM137 22V21H136ZM140 22H141V20H140ZM144 22V21H143ZM153 22V21H152ZM155 23L156 22H158V20L157 21H154ZM153 22V23H154ZM165 22L166 23H168L167 21H164L163 23H160V24H165ZM189 22V21H188ZM204 22V21H200V25L202 24V23ZM208 22V21H207ZM214 22V24H215V21H213ZM236 22V21H235ZM245 22H247V20L245 21ZM245 22H243V23H245ZM251 22V21H250ZM254 20L252 21V24H254ZM257 22H259L258 21V19H257ZM57 23V22H56ZM61 23V22H60ZM113 23H117V22H113ZM142 23V22H141ZM150 23V22H149ZM158 23V24H159ZM182 23H185V21L183 22V20H182ZM205 23V22H204ZM210 24H211V21L209 22ZM229 23H230V21H229ZM242 23V22H241ZM248 23V22H247ZM10 24H12V23H10ZM128 22H127V25L126 26H128ZM137 24H138V22H137ZM157 24V25H158ZM195 24V23H194ZM239 24V23H238ZM246 24V23H245ZM144 25V27H145V24H143ZM154 25V24H153ZM156 25V24H155ZM198 25V24H197ZM209 25V24H208ZM50 26H52V25H50ZM53 26H54V24H53ZM115 26V25H114ZM116 26H118V25H116ZM115 26V28H118V27H116ZM130 26V25H129ZM132 27L130 28L129 27V29H130V31L128 32V33H130V38H131V41L133 42V43H131L130 42V44H133L134 45V42L136 41V43H137V39H138V37H139V35H140V31H141V29H140V26H141V24L139 25L138 24V26L136 25V23H135V25H131ZM158 26H160V25H158ZM169 26V25H168ZM218 26V25H217ZM224 26V25H223ZM227 26V25H226ZM232 26H234V25H232ZM238 26V25H237ZM246 26V25H245ZM245 26H243V27H245ZM249 26V25H248ZM247 26V27H248ZM256 26V25H255ZM2 27V26H1ZM125 27V26H124ZM123 27V29H125ZM143 27V26H142ZM141 27V28H142ZM143 27V28H144ZM149 27V26H148ZM148 27L146 28L147 30H148ZM161 27H162V25H161ZM181 27V26H180ZM204 27V26H203ZM209 27V26H208ZM219 27V26H218ZM241 27H242V25H241ZM128 28V27H127ZM142 28V29H143ZM151 28V27H150ZM149 28V29H150ZM158 29H159V27H157ZM210 28V27H209ZM208 28V29H209ZM145 29V28H144ZM202 29V28H201ZM205 29V28H204ZM222 29V28H221ZM231 29V28H230ZM244 29V28H243ZM111 30V29H110ZM109 30V31H110ZM114 30H116V29H114ZM128 30V29H127ZM198 30V29H197ZM206 30H207V28H206ZM206 30H204V31H206ZM223 30V29H222ZM257 30V29H256ZM116 31H119V30H116ZM114 32L113 33V31H112V33L110 34V37H112L113 39H111L110 37H109V35H104V36H102V37H98L97 39H94V44L91 46V47H93L94 45V47H96V50L97 49H100V50H102L103 48H102V44H103V46H105V48H107V47H109L110 45V43H109V41H111V40H113L115 43H118L120 46H121V44H125V41H127V39L129 38V34L127 33V34H124V33H122V32H119V33H117V32ZM143 31V30H142ZM151 31H153L152 29H151ZM162 31V30H161ZM165 31V30H164ZM215 31V30H214ZM234 31H235V29H234ZM144 32V31H143ZM149 32V31H148ZM157 32V31H156ZM212 32V31H211ZM236 32V31H235ZM234 32V33H235ZM142 33V32H141ZM147 33V31L145 32V34ZM151 33V32H150ZM158 33V32H157ZM220 33V32H219ZM219 33H215L217 36H219ZM224 33V32H223ZM241 33V34H240ZM240 35H242V31H240ZM0 34H2V33H0ZM70 34V33H69ZM72 34V33H71ZM106 34V33H105ZM108 34V33H107ZM181 34V33H180ZM214 34V35H215ZM238 34V35H239ZM142 35V34H141ZM152 35V34H151ZM232 35H233V32H232ZM235 35V34H234ZM236 36V37H238L239 38V36ZM1 36V35H0ZM2 36H3V34H2ZM76 36V35H75ZM235 36H234V39H235ZM4 37H6L7 38V35L6 36H4ZM4 37H2L3 39H4ZM153 37V36H152ZM180 37H181V35H180ZM179 37V38H180ZM229 37H231V35L229 36ZM1 38V37H0ZM129 38V39H130ZM140 38V37H139ZM168 38V37H167ZM176 38V37H175ZM198 38V37H197ZM2 39V40H3ZM25 39H27V38H25ZM155 39V38H154ZM172 39V38H171ZM240 39V38H239ZM6 40V39H5ZM77 40H79V39H77ZM157 40V39H156ZM236 40H238L237 38H236ZM8 41V40H7ZM93 41V40H92ZM142 41H143V39H142ZM141 41V42H142ZM234 41V40H233ZM3 42V41H2ZM11 41H9V43H10ZM75 42V41H74ZM145 42V41H144ZM153 42V41H152ZM160 42V41H159ZM171 42V41H170ZM232 42V41H231ZM0 44V47H2L3 48V46H4V48H3V51L1 50L0 51V59H1V57L2 56H4L3 58H5L6 57V54H8V55H10V54H13V53H15V54H17L18 55V53L20 54V53H22V51H24V49L26 48L25 46H27V45H23V44H19L18 42V44L17 43H15V44H17V45H12V43L11 44ZM78 43H79V41H78ZM77 43V44H78ZM115 43H114V45H115ZM154 43V42H153ZM74 44V43H73ZM77 44H76V46H77ZM106 44H108L109 46H107ZM128 44H129V41H128ZM147 44V43H146ZM157 44V43H156ZM156 44H155V46H156ZM164 44V43H163ZM231 44V43H230ZM126 45V44H125ZM138 44H135V46H133V48H131L130 49V47L132 46H128L127 48V51L128 50H130V51H128V52H130V55H132V56H130L129 55V57H128V59H127V57H125V55L124 54H122L121 52V54L122 55H120V53L118 52V51H116V52H118L119 54H117L118 55V57L117 58H113L115 61L114 62H112V64H111V62H110V64H111V66L110 67H108V65L105 67V65H104V67H100L98 64H95V63H93V62H95V58H93V62L92 61H90V62H88L86 65L84 64L83 66H84V68L86 67L87 69H89V72H90V74L91 73H94V74H96V76H97V74H99V75H101L102 77L104 76V78L105 79H107V81H109V80H118V79H120L122 76H125L127 73H130V74H132V72H133V70L135 69V67L136 68H138L139 70H140V64H142L143 62V60H145V59H143L144 57L143 56H145V54L147 53L146 51H147V49H144V47L142 46V48L141 47H139V45H138V47L139 48H141V49H139L138 47H136ZM66 46V45H65ZM75 46V45H74ZM80 46H81V44H80ZM107 46V47H106ZM111 46H112V43H111ZM116 46V45H115ZM118 46V45H117ZM116 46V47H117ZM127 46V45H126ZM160 46V45H159ZM168 46H169V44H168ZM181 46H184L183 44L181 45ZM229 46V45H228ZM60 47H62V46H60ZM93 47V48H94ZM150 47V46H149ZM186 47V46H185ZM34 48V47H33ZM63 48V47H62ZM102 48V49H101ZM109 48H112V47H109ZM113 48H115L114 46H113ZM148 48V47H147ZM32 49V48H31ZM108 49V48H107ZM122 49V48H121ZM120 49V50H121ZM124 49V48H123ZM153 49V48H152ZM160 49V48H159ZM26 50V49H25ZM28 50H29V48H28ZM33 51H31V53L32 52H34V49H32ZM63 50V49H62ZM91 50V49H90ZM153 50H155V49H153ZM187 50V49H186ZM186 50H185V52H186ZM219 50H221V49H219ZM218 50V51H219ZM30 51H28V52H30ZM89 51V50H88ZM93 51H95V49L93 50ZM97 51H99V50H97ZM107 51V50H106ZM111 51V50H110ZM183 51H184V49H183ZM65 52V51H64ZM91 52V51H90ZM112 52H113V50H112ZM127 52V53H128ZM160 52V51H159ZM213 52V51H212ZM66 53H68V52H66ZM88 53V52H87ZM93 53V52H92ZM95 53V52H94ZM105 53V52H104ZM104 53H102V54H104ZM145 53V54H144ZM154 53V52H153ZM156 53V52H155ZM25 54H27V52H25ZM83 54V53H82ZM110 54V53H109ZM108 54V55H109ZM142 54H144L143 56H142ZM162 54V53H161ZM20 55H23V54H20ZM19 55V56H20ZM27 55H29V53L27 54ZM115 55H116V53H115ZM114 55V56H115ZM120 55V56H119ZM127 55V54H126ZM157 55V54H156ZM184 55V54H183ZM187 55V54H186ZM212 55V54H211ZM214 55H215V53H214ZM214 55H212L213 57H214ZM218 55H219V53H218ZM24 56V55H23ZM76 56V55H75ZM78 56H81V55H78ZM91 56H93V54H91ZM101 56V55H100ZM150 56V55H149ZM217 56V55H216ZM220 56V55H219ZM10 57V56H9ZM15 57H16V55H15ZM14 57V58H15ZM84 57V56H83ZM87 57H89V56H87ZM116 57V56H115ZM131 57V58H130ZM146 57V56H145ZM157 57V56H156ZM159 57V56H158ZM176 57V56H175ZM183 57V56H182ZM195 57V56H194ZM211 57V56H210ZM213 57H211V58H213ZM17 58V57H16ZM85 58H86V55H85ZM140 58H142V59H140ZM147 58V57H146ZM196 58V57H195ZM211 58H210V62L211 61H213V59L211 60ZM215 59L217 58V57H214ZM7 59H8V57H7ZM6 59V60H7ZM68 59V58H67ZM84 59V58H83ZM112 59V60H113ZM154 59V58H153ZM158 59H163V58H158ZM166 59V58H165ZM164 59V60H165ZM171 59V58H170ZM189 59V58H188ZM191 59H193V58H191ZM199 59H201V58H199ZM215 59H214V61H215ZM243 59V58H242ZM247 59V58H246ZM65 60V59H64ZM69 60V59H68ZM67 60V61H68ZM81 60H82V58H81ZM89 60V59H88ZM91 60V59H90ZM105 60V59H104ZM110 60V59H109ZM112 60H110V61H112ZM149 60V59H148ZM156 60V59H155ZM195 60V62H196V60H197V58L196 59H194ZM217 60V59H216ZM8 61V60H7ZM72 61V60H71ZM146 61V60H145ZM150 61V60H149ZM162 61V60H161ZM167 61V60H166ZM171 61V60H170ZM198 61V60H197ZM199 61H201V60H199ZM207 61V60H206ZM246 61V60H245ZM4 62V61H3ZM66 62V61H65ZM82 62V61H81ZM84 62H86V61H84ZM92 62V63H91ZM108 62V61H107ZM154 62V61H153ZM156 62H158V61H156ZM155 62V63H156ZM189 62V61H188ZM229 62V61H228ZM227 62V63H228ZM69 63V62H68ZM98 63V62H97ZM101 63V62H100ZM105 63V62H104ZM146 63V62H145ZM150 63V62H149ZM175 63V62H174ZM198 63H200V62H198ZM198 63H197V69H198ZM207 63V62H206ZM213 62H211V64H212ZM216 63V62H215ZM214 63V64H215ZM231 63V62H230ZM229 63V64H230ZM241 63H243L242 61H241ZM0 64H2V63H0ZM6 65H7V63H5ZM62 64V63H61ZM60 64V65H61ZM66 64H67V62H66ZM75 64V63H74ZM106 64V63H105ZM109 64V65H110ZM152 64V63H151ZM157 64V63H156ZM189 64V63H188ZM201 64V63H200ZM214 64H212L211 66H210V68L208 69V67L207 66H205V69H206V72H205V74H204V71H201V73H203L204 74V76L203 77H201L202 76V74H201V76H198V75H195V73H193V76L194 77H196V76H198V79H199V81H197V83L199 82V83H201V82H203L202 81V79L204 78V79H207L208 78V80H210L211 81V78L210 77H212V74L210 73V72H214L211 68H212V66H214ZM217 64V63H216ZM220 64V63H219ZM3 65V64H2ZM6 65H3L4 67L6 66ZM62 65H64V64H62ZM67 65H69V64H67ZM157 65H159V63L157 64ZM183 65V64H182ZM185 65H187V64H185ZM190 65V64H189ZM205 64L203 63V66H204ZM243 65V64H242ZM245 65V64H244ZM3 66H2V68H3ZM43 66V65H42ZM45 66V65H44ZM81 66V65H80ZM80 66H77V67H80ZM152 66V65H151ZM154 67H155V65H153ZM160 66H161V64H160ZM203 66L201 65L200 67H199V69H202L203 68ZM236 66H239V65H236ZM65 67V66H64ZM70 67H71V65H70ZM143 68H146V67H144V66H142ZM157 67V66H156ZM165 67V69H167V66H164ZM164 67H163V69H164ZM170 67H171V65H170ZM178 67H180V66H178ZM181 67H183V66H181ZM191 67V65L188 67V68H190ZM207 67V68H206ZM217 66L215 65V69L217 70V68H216ZM235 67V66H234ZM234 67H232V69L234 68ZM1 68V69H2ZM71 68H74V67H71ZM83 68V69H84ZM142 68V69H143ZM185 68V67H184ZM222 68V67H221ZM224 68H226L225 66H224ZM228 68V67H227ZM227 68H226V70H227ZM230 68V67H229ZM229 68H228V70L226 71L225 69V71L222 73V75H220V76H222V77H224L225 76V74H226V76L225 77H227V79H229L228 81H229V83L230 84H232L231 82H233V84L234 83H237V82H235L236 81V79H237V77H235V74H236V69L235 70H231V71H229ZM235 68H237V67H235ZM242 68V67H241ZM4 69V68H3ZM2 69V72L4 71ZM44 69V68H43ZM78 69V68H77ZM82 69V70H83ZM146 69H149V65H148V68H146ZM156 69V68H155ZM162 69V66H161V68H157L156 70H158L157 71V73L160 71H162L163 70ZM164 69V70H165ZM173 69H174V71H175V68H174V66H173ZM187 69V68H186ZM195 69H196V65H195ZM196 69V71H198ZM214 69V68H213ZM214 69V70H215ZM220 69V68H219ZM223 69V68H222ZM50 70V69H49ZM60 70V69H59ZM70 70V69H69ZM69 70H67V71H69ZM80 70V69H79ZM138 70V71H139ZM163 70V71H164ZM168 70V73L169 74H167L168 76L172 73L171 71H169V68L167 69ZM176 70H177V68H176ZM184 71L185 69H181V71ZM212 70V71H211ZM1 71V70H0ZM46 71H48V70H46ZM65 71H66V69H65ZM72 71V70H71ZM76 71H78V70H76ZM135 71H137V69L135 70ZM134 71V72H135ZM137 71V72H138ZM144 71V70H143ZM142 71V72H143ZM162 71V72H163ZM178 71V70H177ZM189 71V70H188ZM187 71V72H188ZM190 71H192V69L190 70ZM189 71V72H190ZM200 71V70H199ZM197 72V73H200V72ZM220 71H221V69H220ZM235 71V72H234ZM237 71H238V69H237ZM2 72H0V73H2ZM70 72V71H69ZM68 72V73H69ZM136 72V73H137ZM141 72V71H140ZM145 72V71H144ZM151 72V71H150ZM161 72V73H162ZM187 72H185V73H187ZM193 72V71H192ZM191 72V73H192ZM216 72V71H215ZM214 72V74H216ZM264 72V71H263ZM263 72H261V73H263ZM47 73V72H46ZM85 73V72H84ZM146 73V72H145ZM165 72H163L162 74H164ZM167 73V72H166ZM175 73V72H174ZM219 73V72H218ZM225 73V74H224ZM238 73V72H237ZM242 73V72H241ZM82 74V73H81ZM150 74H152V73H150ZM153 74H155V73H153ZM176 74L178 75V73L176 72ZM220 74H221V72H220ZM223 74H224V76H223ZM239 74H240V71H239V73H238V75L237 76H239ZM2 75V74H1ZM45 75V74H44ZM64 75V74H63ZM86 75V74H85ZM93 75V74H92ZM98 75V76H99ZM129 75V74H128ZM127 75V76H128ZM148 75V74H147ZM156 75V74H155ZM155 75H152L153 76V78L155 77ZM158 75V74H157ZM159 75H161V74H159ZM158 75V76H159ZM182 75H183V73H182ZM187 75H189V73L188 74H186V76ZM211 75V76H210ZM217 75V74H216ZM216 75H214V76H216ZM243 75V74H242ZM241 75V76H242ZM51 76H52V74H51ZM72 76V75H71ZM97 76V77H98ZM132 77H135L136 78V75L135 76H133V75H131ZM151 76V77H152ZM166 76V75H165ZM164 76V77H165ZM184 76H185V74H184ZM219 76V75H218ZM5 77V76H4ZM56 77V76H55ZM60 77V76H59ZM58 77V78H59ZM64 77H66V76H64ZM132 77H131V79H132ZM145 77H146V75H145ZM149 77V76H148ZM167 77V76H166ZM165 77V78H166ZM206 77V78H205ZM224 77V78H225ZM72 78V77H71ZM76 78V77H75ZM77 78H78V76H77ZM82 78V77H81ZM125 78V77H124ZM129 78V77H128ZM135 78L133 79V80H135ZM156 78H158V77H156ZM155 78V79H156ZM186 78V77H185ZM213 78V77H212ZM223 78V79H224ZM1 79V78H0ZM73 79V78H72ZM86 79V78H85ZM91 79V78H90ZM90 79H88V80H90ZM131 79H130V81H131ZM146 79V78H145ZM159 79V78H158ZM158 79H156V80H158ZM162 79V78H161ZM170 79V78H169ZM174 79V78H173ZM176 79V78H175ZM174 79V80H175ZM188 79V78H187ZM187 79H185L186 81H187ZM193 79V78H192ZM191 79V80H192ZM197 79V77L195 78V80H198ZM214 80H215V78H213ZM221 79V78H220ZM222 79V80H223ZM226 78H225V80H227ZM239 79V78H238ZM71 80V79H70ZM97 80V79H96ZM114 80V81H115ZM123 80V79H122ZM141 80H142V78H141ZM153 80V79H152ZM189 80V79H188ZM193 81L192 80V82H190L192 85H190L191 86V88L193 87V86H195V85H193V82H196V81ZM208 80L206 81V82H208ZM213 80V81H214ZM221 80V81H222ZM78 81H82V79L80 80H78ZM77 81V82H78ZM84 81H86V80H84ZM92 81V80H91ZM94 81V80H93ZM120 81V80H119ZM149 81V80H148ZM159 81V80H158ZM157 81V82H158ZM185 81V82H186ZM218 81L219 80H217V82L216 83H213V84H217L218 83ZM245 81V80H244ZM76 82V81H75ZM76 82V83H77ZM98 82V81H97ZM101 82H102V78H101ZM117 82V81H116ZM137 82V80L135 81V83ZM183 82H184V80H183ZM223 82V81H222ZM225 82V84H227L228 82L227 81H224ZM223 82V83H224ZM88 83H90V82H88ZM104 83V82H103ZM113 83V82H112ZM129 83V82H128ZM134 83V84H135ZM141 83V82H140ZM146 83V82H145ZM149 83V82H148ZM151 83V82H150ZM156 83V82H155ZM172 83V82H171ZM178 83V82H177ZM187 83V82H186ZM189 83V82H188ZM189 83V84H190ZM210 82H208V86L209 85H211V83H212V81H211V83L209 84ZM157 84V86H158V83H156ZM163 84V83H162ZM176 84V83H175ZM185 84V83H184ZM183 84V85H184ZM204 84V83H203ZM202 84V85H203ZM225 84H224V88L225 87H227V85L225 86ZM49 85V84H48ZM86 85V84H85ZM97 84H95V86H94V84H92L91 83V85H89L88 84V86L86 87V86H83L82 85V87L84 88V87H86L87 89L86 90H88V91H90V92H97V91H100V90H103V87H99V85L98 86H96ZM103 85V84H102ZM111 85V84H110ZM137 85H138V83H137ZM169 85H170V83H169ZM178 85V84H177ZM218 85V84H217ZM221 85V84H220ZM220 85H218L217 87H215V88H212L211 86H209L210 87V92H209V94H212V95H210L211 97L212 96H214L215 97V102L217 103V101H219V100H221L227 93H228V89H230L229 87H230V85L228 86V89H227V91H225V89L221 86L220 87ZM236 85V84H235ZM104 86V85H103ZM114 86L115 85H113L112 84V86H106L105 85V87H104V90H107V92H110V94L111 93H113L114 94V92L116 91V87L114 88ZM135 86H136V84H135ZM140 86H141V84H140ZM139 86V87H140ZM151 86V85H150ZM156 86V85H155ZM154 86V87H155ZM165 86H166V84H165ZM174 86V85H173ZM176 86V85H175ZM187 86V85H186ZM189 86V87H190ZM206 87H208L207 85H205ZM214 86V85H213ZM231 86H233V85H231ZM57 87V86H56ZM71 87V86H70ZM77 87V86H76ZM127 87V86H126ZM177 87V86H176ZM184 87H185V85H184ZM234 87V86H233ZM232 87V88H233ZM146 88V87H145ZM156 88V87H155ZM180 88H183V87H180ZM186 88H188V87H186ZM186 88H184L185 89V91H184V89L182 90H180V91H184V92H181L182 93V97H183V94L184 95H186V93L187 92H189V89L186 91ZM190 88V89H191ZM193 88H195V87H193ZM219 88H221V89H223L222 91L219 89ZM125 89V88H124ZM136 89H138V87L136 88ZM135 89V90H136ZM143 89V88H142ZM149 89V88H148ZM174 89H176L177 90V88H175L174 87ZM203 89V88H202ZM207 89V88H206ZM69 90V89H68ZM85 89L84 90H82V91H80V92H82V94H83V91H84V94H85V91H86ZM118 90H119V88H118ZM127 90V89H126ZM139 90V89H138ZM145 90V89H144ZM157 90H159V89H157ZM165 90H166V87H165ZM176 90H175V92H176ZM192 90V89H191ZM7 91H9V90H7ZM63 91V90H62ZM125 91V90H124ZM171 91H173V90H171ZM170 91V92H171ZM179 91V92H180ZM201 91V90H200ZM70 92H71V90H70ZM87 92V91H86ZM89 92V93H90ZM101 92V91H100ZM106 92V93H107ZM119 92V91H118ZM121 92H122V94H123V91H122V88H121ZM134 92V91H133ZM145 92H147V89H146V91ZM167 92H168V90H167ZM166 92V93H167ZM58 93V92H57ZM61 93V92H60ZM73 93V92H72ZM79 93V92H78ZM88 93V94H89ZM98 93V92H97ZM102 93V92H101ZM100 93V94H101ZM105 93V92H104ZM131 93V92H130ZM137 93V92H136ZM141 93V92H140ZM151 93V92H150ZM149 93V94H150ZM154 93V92H153ZM152 93V94H153ZM157 93H158V91H157ZM156 93V94H157ZM178 93V92H177ZM180 93V94H181ZM54 94V93H53ZM112 94V95H113ZM121 93H120V95H122ZM125 94H126V92H125ZM139 94V93H138ZM142 94H144V91H143V93ZM141 94V95H142ZM147 94V93H146ZM145 94V95H146ZM155 94V93H154ZM159 94V93H158ZM157 94V95H158ZM162 94V93H161ZM161 94H159V100L161 101V99H162V97L160 98V95ZM171 95H170V98H171V100H169V101H174L175 99V97L174 96H172V94H174L173 92H171L170 93ZM197 94V93H196ZM195 94V95H196ZM43 95V94H42ZM58 95H59V93H58ZM75 95V94H74ZM80 95V94H79ZM91 95V94H90ZM105 95V94H104ZM103 95V96H104ZM126 95H129V94H126ZM137 95V94H136ZM140 95V96H141ZM145 95H143V96H145ZM190 95V94H189ZM69 96V95H68ZM77 96V95H76ZM129 96H131V95H129ZM133 96H134V94H133ZM147 96H149V98H151L152 97V95H146V97ZM164 96V95H163ZM167 96V95H166ZM174 97V98H172V97ZM177 96V95H176ZM208 96V95H207ZM209 96V97H210ZM48 97V96H47ZM83 97V96H82ZM119 97V96H118ZM122 96H120V99L122 100V102H124L125 100H123L122 98H121ZM132 97V96H131ZM179 97V96H178ZM187 97V96H186ZM208 97V98H209ZM8 98V97H7ZM43 98H44V96H43ZM69 98V97H68ZM155 98V97H154ZM156 98H157V96H156ZM169 98V97H168ZM169 98V99H170ZM185 98V97H184ZM190 98V97H189ZM188 98V99H189ZM197 98V97H196ZM199 98V97H198ZM2 100H3V98H1ZM49 99V98H48ZM74 99V98H73ZM77 99V98H76ZM76 99H75V101H76ZM82 99V98H81ZM84 99V98H83ZM94 99V98H93ZM113 99V98H112ZM119 99V98H118ZM126 99H128L127 100V102H124V104L125 103H128V104H125L124 106H125V108H126V105H127V108H128V106H131V105H129L130 103L128 102V101H130V99H129V97L127 98L126 97ZM133 99V98H132ZM131 99V100H132ZM165 99V98H164ZM187 99V98H186ZM211 99V98H210ZM209 99V100H210ZM214 98H212V100H213ZM51 100V99H50ZM58 100V99H57ZM68 100V99H67ZM71 100V99H70ZM87 100H89V98L87 99ZM91 100H92V98H91ZM148 100H150V99H148ZM158 100V99H157ZM185 99H183L181 102H183ZM191 100H193V99H191ZM203 100V99H202ZM208 100V99H207ZM48 101V100H47ZM56 101V100H55ZM62 101H63V99H62ZM111 101V100H110ZM142 101H145V99H143ZM163 101V100H162ZM167 99H166V103H167ZM176 101H178V99L176 100ZM186 101V100H185ZM194 101V100H193ZM198 101H199V99H198ZM61 102V101H60ZM65 102V101H64ZM69 102V101H68ZM88 102V101H87ZM90 102V101H89ZM96 102V101H95ZM105 102V101H104ZM104 102H102V103H104ZM119 102V101H118ZM121 102V101H120ZM132 102H133V100H132ZM132 102H131V104H132ZM138 102V101H137ZM136 102V103H137ZM181 102H179V104H182ZM187 102H188V100H187ZM190 102V101H189ZM214 102V101H213ZM1 103H2V101H1ZM0 103V104H1ZM72 103H75V102H72ZM71 103V104H72ZM99 103V102H98ZM109 103V102H108ZM107 103V104H108ZM141 103V102H140ZM144 103V102H143ZM174 103V102H173ZM176 103V102H175ZM192 103V102H191ZM211 103V102H210ZM58 104V103H57ZM60 104V103H59ZM76 104V103H75ZM84 104V103H83ZM87 104V103H86ZM85 104V105H86ZM92 104V103H91ZM107 104H105V107L107 106ZM111 104V103H110ZM113 104V103H112ZM145 104H146V101H145ZM145 104H144V106H145ZM157 104V103H156ZM170 104H171V102H170ZM178 103H176L175 105H177ZM48 105V104H47ZM46 105V106H47ZM65 105V104H64ZM74 105V104H73ZM84 105V106H85ZM101 104H99V106H100ZM139 106L140 105H142V104H138ZM158 106H159V104H157ZM168 105V104H167ZM172 105V104H171ZM171 105H169V107L171 106ZM174 105V106H175ZM183 105H187L188 106V103L186 104L185 102H183V104L182 105H180V106H183ZM45 106V105H44ZM43 106V107H44ZM55 106V105H54ZM66 106H67V104H66ZM76 106V105H75ZM78 106V105H77ZM98 106V105H97ZM122 106V105H121ZM136 107V110L135 111H137V113L134 111V109H132V107H131V109H130V107L128 108L129 110H130V112H132V111H134V115L133 116H135L134 117V120L132 121L131 119V114L130 113H128V114H130V115H127V116H129V120L131 121V122H134L135 121V119L137 118L138 120H139V122H138V120L136 119V121H135V123H137V124H139V125H141V122H142V127L140 128V129H142L141 131H140V129H135L134 130V132L135 131H139V132H141V133H139V132H137V133H135L136 135L138 134H142L141 136L139 135V137H140V139H141V141H139V139H137L138 138V135L136 136L135 135V138H136V140H134L133 139V135H132V138H131V135L129 134V136H127V137H130L129 139L126 137V135H127V130H126V132H124L125 133V137L124 136H122L123 138H125V139H128L127 141L125 140V139H123V141H120L121 143H120V145H121V149H123L124 148V150H127L128 151V148H129V150H133L132 151V153L131 152H129V153H131V154H129L127 151H126V155L124 156V150H122V151H119V152H121L120 153V155H115L117 158H119L120 159V157H121V159H122V161L125 163H122L120 160H118L116 157H114V153H113V151H114V149H115V151L114 152H116L117 151V149L116 148H120V146L118 145L119 143V139H117V141H116V138H118V135L117 136H114V134H113V136L115 137L114 139H113V137H111V139L114 141H116V146H115V144H114V142H111V144H114V146L116 147V148H114V149H109V150H107V148L110 146L111 147V144H110V138H109V143L108 144H110V145H107V141H105L104 139L106 138H108L109 136H108V134H110V135H112V133H115V135L117 134V131H115L116 129H113L112 127H114L113 125L111 126V125H109L111 122H109V124L108 125H106V124H104V123H102V121L101 122H99L98 124H97V122L98 121H96V118H94V119H91V120H93L94 122H96V124L99 126V124L100 125H105V128H106V131L108 130V132L110 131L109 130V128L110 129H112L105 137L104 136H102V135H100V136H102L103 137V141H105V142H102V139H94L93 137V139L91 138V136H94V135H97V133L96 134H94L93 133V131L92 130H90L91 129V126H93L94 125V123H93V121H90V119L88 120V118H83V120L84 119H86V121H90L89 123H90V125H88V122H87V124H86V121H84L85 122V125H87L90 129L88 130V128H87V126L85 127V129H86V131H87V133H88V131L89 132H92V133H89V135L88 134H86V131H85V134L83 135V134H81L83 137L85 136V135H88L87 137H89L90 139H92V141H90L89 140V138H87L86 137V140H87V142L86 143H84L86 140H84L85 139V137L82 139L83 141H81L80 143H82L83 142V145H86V146H83L82 145V147L81 148H83V147H85V148H83V149H81L83 152H80L81 154H82V156H80V155H78V156H75V155H73L70 151V153H71V155H72V157H74V158H69V157H71V155L68 153V154H65V156L63 155L62 157L64 158V157H66V155H70L68 158L70 159V161H67V160H65L64 159V162H63V160H62V162H61V159H60V155L61 154H59L58 153V147L57 148H55L54 146V149L57 151V152H54V153H58L59 154V156H58V154H56V157L55 158H59L60 160L58 161V163L57 162H55V164L57 163V164H59V165H57L58 167H56V165L55 164H53L54 163V161H57V159L55 160H53V156H55V155H50V153H49V156H48V154H40L39 153V149H38V152H36L35 150H31L30 149V152H32V151H34L35 153H30L29 154V151H28V153L26 154V153H24V154H26V156L29 154V159H28V157H27V162H30V161H32V162H34L33 160H35L36 161V159H39L40 160V162H41V164H39V166L41 165V167L39 168V169H37V171L34 173V174H32L31 176H26V175H22L23 173H20V174H18V175H16L17 173H15V174H12L13 172H14V170H12V171H10V170H8V172L6 173V175L4 174V175H2V174H0V182H2V180H6L7 181V183L9 184V182H8V180H10V182H15V180H17L16 182H17V184L20 186V184H21V186L19 187L18 185H16L17 186V188H20V189H15V187H14V189L11 191V190H8V189H11L12 187L10 186V188L7 186V188L6 187H3V188H6V189H4L1 193H0V264H125V262H127V259L128 258H130V257H128V256H131V255H129L130 253H127V251H128V249L131 247L132 248V246H130L129 245V242L131 243V241H132V237L135 235V234H137V235H135L136 237H135V239H137V237H140L141 235H143V239L146 241V240H148V238H149V240L150 241H146V245H145V247H149V244L148 243H150L151 242V239H153V238H155V237H157V236H161L162 235V233H164V231L166 232V230H167V228H169L168 230H167V233H169V235H170V229L173 227V226H171L172 225V222H173V224L175 223V221H173V220H177V221H179L180 222V225L182 224V222H183V220H184V222L183 223H185V222H188L187 221V219H189V220H191V217H192V213H193V211L194 210H192L191 211V209H190V207L192 206V209H193V207H194V205L196 204V202H194V198H193V202H192V200L191 201H189V197H187V201L183 198V197H180L179 195H181L182 196V194L184 193L185 194V192H188L187 190H185V192H183V190H184V188H182L183 187V185L181 186V185H179L180 183H182V184H186L184 181H185V179L183 180V182H178L179 184H178V186H180V187H176L177 186V184H176V186H175V189H170V188H168V189H166L167 187L165 186V185H163V186H165L166 188H165V191L164 190H161V189H164L163 187H161V186H158V180H156V178L158 179V177L157 176H155V177H153V179H151L152 181H157V183L158 184H154L152 187H150V186H147L148 188L146 189V187L144 186V188H143V185L142 184H144L143 182H142V180H144V176L141 174V173H143V172H141V171H144L145 172V170H143V169H141V168H139V165H140V160L142 159V158H144L145 157V155H146V157L149 155H147V153L151 150H149L148 149V147L147 146H149V145H151L150 143H151V141L153 140V139H156V135H157V132H158V130L160 129V127L162 128V127H164V126H166V125H164V126H162V125H160L159 126V122H161L162 123V119H161V121H160V119L158 118V116L159 115H161L162 113H160L162 110L160 109V106L158 107L161 111H159L158 110V113H160L157 117H155V116H153V115H155V114H153L152 115V113L154 112V110H153V112H149V114H151L150 115V117H152V118H150V120H148L147 118L146 119H144L145 117H149V116H147V115H149V114H147V115H145L144 114V116L142 115L141 116V114H143V113H145L146 111L145 110H148V109H150V107L148 108V109H146L144 106H142V107ZM165 106V105H164ZM179 106V107H180ZM191 106V105H190ZM58 107V106H57ZM57 107H55V108H57ZM87 107V106H86ZM93 107H94V105H93ZM93 107H91V108H93ZM101 107H103L102 105H101ZM100 107V108H101ZM109 107H111L112 108V106H109ZM113 107H115V106H113ZM118 107H119V105H118ZM117 107V105H116V108H118ZM123 107V106H122ZM145 108L144 109V111H143V113H141V114H139L138 115V113H140L141 112V110H139L140 108L142 109V108ZM157 107V106H156ZM156 107H155V109H156ZM175 107H177V106H175ZM174 107V108H175ZM178 107V108H179ZM186 107V106H185ZM59 108H60V106H59ZM65 108V107H64ZM68 108H72V106L71 107H68ZM79 108V107H78ZM84 108V107H83ZM98 108V107H97ZM99 108V109H100ZM106 108H108V107H106ZM106 108H104V109H106ZM115 108V109H116ZM137 108H138V110H137ZM168 108V107H167ZM173 108V107H172ZM172 108H170V111H173V109ZM181 108V107H180ZM179 108V109H180ZM188 108H189V106H188ZM188 108L186 107V108H184L185 110L187 109L188 110ZM88 109V108H87ZM98 109V110H99ZM103 109V108H102ZM114 109V110H115ZM120 109V108H119ZM118 109V110H119ZM166 109V108H165ZM169 109V108H168ZM166 110V111H169V110ZM50 110V109H49ZM61 110V109H60ZM62 110H64V109H62ZM77 110V109H76ZM75 110V111H76ZM79 110H81V109H79ZM83 110V109H82ZM95 110H96V108H95ZM108 110V109H107ZM123 110H124V108H123ZM129 110L127 111V109H126V111L127 112H129ZM181 110V109H180ZM182 110H183V107H182ZM73 111V108H72V110H70V112H72ZM75 111H74V113H75ZM90 111V110H89ZM97 111V110H96ZM95 111V112H96ZM113 110L111 109V112H112ZM117 111V110H116ZM120 111V110H119ZM118 111V112H119ZM122 111V110H121ZM126 111H124V112H126ZM139 111V112H138ZM170 111H169V113H170ZM177 110H175L174 112H176ZM191 111V110H190ZM56 112H57V109H56ZM78 112H80V111H78ZM82 112V111H81ZM91 112V111H90ZM118 112H117V114H118ZM126 112V113H127ZM148 112V111H147ZM173 112V113H174ZM54 113V112H53ZM64 113V112H63ZM73 113V112H72ZM73 113V114H74ZM87 112H85V115L87 116V114H86ZM106 113H107V111H106ZM106 113H103V114H105L106 115ZM109 114H110V110H109V112H108ZM115 113V112H114ZM120 113V112H119ZM163 113H168V112H165V110H164V112ZM172 113V112H171ZM170 113V114H171ZM193 113V112H192ZM48 114H50V113H48ZM47 114V115H48ZM69 114V113H68ZM71 114V113H70ZM80 114V113H79ZM83 115H84V113H82ZM81 114V115H82ZM133 114V113H132ZM175 114V113H174ZM180 114V113H179ZM181 114H184V113H182L181 112ZM186 114V113H185ZM187 114H188V112H187ZM60 115H61V111H60ZM59 114H58V116H60ZM63 115V114H62ZM76 115H77V111H76ZM80 115V116H81ZM84 115V116H85ZM88 115L90 116V114H89V112H88ZM93 115V113L91 114V116ZM115 115H116V113L113 115H111L112 117H115ZM164 115V114H163ZM190 115V114H189ZM189 115H187V117L189 116ZM49 116V115H48ZM47 116V117H48ZM51 116H52V114H51ZM53 116H55V114L53 115ZM79 116V115H78ZM83 116V117H84ZM98 116V115H97ZM96 116V117H97ZM120 116V115H119ZM118 116V117H119ZM176 116V115H175ZM178 116V115H177ZM180 116V115H179ZM184 116V115H183ZM192 116V115H191ZM46 117V116H45ZM63 117H64V115H63ZM67 118L69 117V116H66ZM72 117V115H70V118ZM105 117H107V116H104V118ZM108 117H109V115H108ZM124 117H125V115H124ZM174 117V116H173ZM185 117V116H184ZM183 117V118H184ZM187 117H185V118H187ZM59 118V117H58ZM61 119H62V117H60ZM65 118V117H64ZM66 118V119H67ZM79 118H81V117H79ZM89 118H91V117H89ZM100 118V117H99ZM116 118H117V116H116ZM116 118H115V121H118V120H116ZM123 118V117H122ZM127 118V117H126ZM160 118H161V116H160ZM175 118V117H174ZM178 118H180V117H178ZM192 118V117H191ZM74 119V118H73ZM107 119V118H106ZM109 119V118H108ZM119 119H121V118H119ZM172 119V118H171ZM190 119V118H189ZM51 120V119H50ZM58 120V119H57ZM56 120V121H57ZM64 120V119H63ZM82 119H80V121H81ZM101 120V119H100ZM104 120L105 119H103V122H104ZM112 120H113V118H112ZM129 120H127V121H129ZM140 120H141V122H140ZM174 120V119H173ZM172 120V121H173ZM184 120V119H183ZM191 120H193V119H191ZM43 121V120H42ZM52 121H55V118H54V120H52ZM55 121V122H56ZM66 121V122H65ZM65 121H63V122H65V123H67L68 124V122H69V119H68V121L67 120H65ZM106 121V120H105ZM109 121V120H108ZM110 121H111V119H110ZM123 121H125V119L123 120ZM126 121V122H127ZM129 121V122H130ZM165 121V120H164ZM167 121V120H166ZM176 121H177V118H176ZM181 121V120H180ZM186 121H189V120H187L186 119ZM44 122H46V121H44ZM43 122V123H44ZM47 122H48V119H47ZM77 122V121H76ZM107 122V121H106ZM114 122V121H113ZM120 122V121H119ZM119 122L117 123V124H119ZM125 122V123H126ZM128 122V123H129ZM169 122H170V120H169ZM178 122V121H177ZM182 122V121H181ZM185 122V121H184ZM53 123V122H52ZM75 123V122H74ZM135 123H131V127L135 124ZM179 123V125H180V122H178ZM41 124V123H40ZM51 124V123H50ZM56 124V123H55ZM61 124H63V123H61ZM69 124H71V123H69ZM68 124V128H66V129H68L69 130V125ZM77 123H75V125H76ZM112 124H114L115 125V123H112ZM137 124H135L136 126H134V127H136V128H138L137 126H139V125H137ZM164 124H165V122H164ZM170 125H171V122L169 123ZM182 124V123H181ZM25 125H26V123H25ZM44 125L45 126H47L45 123H44ZM44 125H42V126H44ZM53 125H54V123H53ZM66 124H64V126H65ZM74 125V126H75ZM84 124H83V128H84V126H85ZM129 124H126V127L125 128H123L122 127V125H121V123H120V125H117L118 127L120 126V128L122 127L123 129V131L125 130V129H127V126H128ZM177 125V124H176ZM27 126V125H26ZM44 126V129L46 128V130L47 129H49V128H47V127H45ZM49 126V125H48ZM55 126V125H54ZM62 127H64L63 125H61ZM73 126V123L71 124V129L73 128L72 127ZM79 126V125H78ZM77 126V127H78ZM109 126V127H108ZM117 126H115L114 128H117V130L119 129V133H123V132H121V130H120V128H118ZM130 126V125H129ZM167 126H169V125H167ZM166 126V127H167ZM172 126V125H171ZM171 126H169V127H171ZM30 127V126H29ZM35 127V126H34ZM40 127H41V125H40ZM50 127V126H49ZM81 127V126H80ZM97 127V126H96ZM100 127V126H99ZM131 127L128 129V131L131 129ZM140 127V126H139ZM184 127H186V126H184ZM56 128H59L58 126L57 127H55L54 129H56ZM83 128L81 129V130H83ZM93 128L95 129V126H93ZM101 128V127H100ZM103 129H101L102 131L104 130L105 131V128L104 127H102ZM168 128V127H167ZM175 128V127H174ZM181 128H182V126H181ZM187 128H188V126H187ZM194 128V127H193ZM27 129V128H26ZM29 129H31V128H29ZM28 129V130H29ZM43 129V128H42ZM54 129L52 128V129H50L51 130V132H50V130L48 131V134H50L51 135V133H54V132H52V131H54ZM64 129V128H63ZM70 129V130H71ZM76 129V128H75ZM166 129V128H165ZM172 129V128H171ZM189 129V128H188ZM40 130H41V128H40ZM60 130H62V128L60 129ZM59 130V131H60ZM65 130V129H64ZM63 130V131H64ZM78 130H79V128H78ZM96 130H97V128H96ZM133 130V129H132ZM147 130H150V132L148 133L147 132ZM163 130V129H162ZM173 130H175V129H173ZM184 130V129H183ZM182 130V131H183ZM26 131V130H25ZM38 131V130H37ZM56 131V130H55ZM63 131H61V133L63 134ZM73 131H74V128H73ZM72 131V132H73ZM101 131V132H102ZM113 131V132H112ZM160 131V133H162L163 131H161V129L159 130ZM50 132V133H49ZM57 132V131H56ZM76 132H78V131H75V132H73L74 134L76 133ZM84 132V131H83ZM100 132V133H101ZM131 132V131H130ZM134 132H132V133H134ZM165 132H166V130H165ZM45 133V132H44ZM59 133V132H58ZM67 133V132H66ZM65 133V134H66ZM69 133H70V131H69ZM82 133V132H81ZM131 133V134H132ZM144 133H147L146 134V136H145V134ZM155 133H156V135H155ZM46 134H47V132H46ZM64 134V136H66ZM72 134V133H71ZM69 135L70 137L72 136V135ZM92 134H94V135H92ZM106 134V133H105ZM171 134V133H170ZM174 134H175V131H174ZM193 134V133H192ZM210 134V133H209ZM41 135V134H40ZM45 135V134H44ZM55 135H57V133L55 134ZM124 135V134H123ZM153 135H155V138H153ZM173 135V134H172ZM181 135H182V133H181ZM190 135H191V133H190ZM197 135V134H196ZM202 135V134H201ZM42 136V135H41ZM40 136V137H41ZM75 136V135H74ZM77 136V135H76ZM78 136H79V134H78ZM98 136H99V134H98ZM120 136V138H122L121 137V135H119ZM144 136V138H142ZM186 136V135H185ZM191 136H193V135H191ZM206 136V135H205ZM57 138V137H55L54 136V134H53V136H52V138ZM95 137V136H94ZM97 137V136H96ZM159 137V136H158ZM171 137V136H170ZM170 137H169V139H170ZM183 137H184V135H183ZM188 137V136H187ZM194 137V136H193ZM41 138H44V137H41ZM48 139V137H45V139ZM51 138V137H50ZM60 138H62V137H60ZM164 138V137H163ZM162 138V139H163ZM59 139V138H58ZM68 139H70V138H68ZM72 139V138H71ZM78 139V138H77ZM158 139V138H157ZM156 139V140H157ZM168 139V138H167ZM178 139V138H177ZM186 139V138H185ZM194 139V138H193ZM220 139V138H219ZM3 140V139H2ZM5 140V139H4ZM57 140V139H56ZM56 140L54 141L55 143H61L62 141H57L56 142ZM59 140H61V139H59ZM63 140V139H62ZM73 140V139H72ZM71 140V141H72ZM76 140V139H75ZM120 140H122V139H120ZM134 140V141H133ZM164 140V139H163ZM200 140V139H199ZM203 140V139H202ZM13 141V140H12ZM50 141V140H49ZM69 141L70 140H68V142L66 141V143L68 144L69 143ZM70 141V142H71ZM78 141V140H77ZM125 141H126V143H125ZM129 141V142H128ZM133 141V142H132ZM137 141H139V142H137ZM165 141V140H164ZM171 141V140H170ZM174 141V140H173ZM179 141V140H178ZM198 141V140H197ZM216 141V140H215ZM232 141V140H231ZM3 142V141H2ZM20 142V141H19ZM23 142H25V141H23ZM42 142H43V140H42ZM53 142V143H54ZM73 142V141H72ZM75 142V141H74ZM125 143V144H123V143ZM136 142V143H135ZM155 142V140H153L152 141V143H154ZM166 142V141H165ZM181 142V141H180ZM192 142V141H191ZM195 142V141H194ZM219 142V141H218ZM46 143H48L47 141H46ZM50 143H52V142H50ZM59 143V144H60ZM80 143H78L77 144V142H76V146L78 147V146H81L80 145ZM131 143V144H130ZM134 145H133V144ZM160 143V142H159ZM169 143V142H168ZM173 143V142H172ZM171 143V144H172ZM199 143H201V142H199ZM15 143L14 142H12L11 144H10V147L12 146V147H14L15 145H14ZM22 144V143H21ZM24 144V143H23ZM28 144H30L29 142H28ZM43 144V143H42ZM41 144V145H42ZM45 144V143H44ZM49 144V143H48ZM70 144V143H69ZM129 144V145H128ZM165 144V143H164ZM174 144V143H173ZM178 144V143H177ZM27 145V144H26ZM40 145V146H41ZM51 145V144H50ZM49 145V146H50ZM56 145V144H55ZM61 145V144H60ZM75 145V144H74ZM117 145L119 146V147H117ZM122 145H123V148H122ZM182 145H183V143H182ZM198 145V144H197ZM212 145V144H211ZM234 145V144H233ZM23 146L24 145H22V148H23ZM32 146V145H31ZM46 146H48L47 144L45 145V147ZM48 146V147H49ZM57 146V145H56ZM59 146V145H58ZM63 146H64V144L62 145V146H59V151H60V149H61V147L63 148ZM67 146V145H66ZM108 146V147H107ZM113 145H112V147H114ZM125 146V147H124ZM131 146V147H130ZM158 146H159V144H158ZM161 146H163V145H161ZM167 146H170V145H167ZM167 146H166V149H167ZM173 146H175L176 147V145H173ZM181 146V145H180ZM185 146V145H184ZM183 146V147H184ZM6 147H8L9 148V144L6 146ZM17 147V146H16ZM26 147V146H25ZM69 147V148H68ZM67 148L68 149H72L73 148V146H72V148H70V146H68ZM76 147V150L78 151V153H79V151H81L80 149H78ZM128 147V148H127ZM152 147V145L150 146V148ZM157 147V146H156ZM179 147V146H178ZM193 147H194V149H195V146L193 145ZM208 147V146H207ZM218 146H216V148H217ZM221 147V146H220ZM8 148H6V149H8ZM15 148V147H14ZM21 148V149H22ZM27 148H28V145H27ZM26 148V149H27ZM153 148V147H152ZM161 148V147H160ZM159 148V149H160ZM173 148V147H172ZM200 148V147H199ZM213 148V147H212ZM211 148V149H212ZM11 149V148H10ZM16 149V148H15ZM18 149V148H17ZM16 149V150H17ZM29 149V148H28ZM36 149V150H37ZM65 149V148H64ZM74 149V148H73ZM73 149H72V152H73ZM120 149V150H121ZM171 149V148H170ZM187 149V148H186ZM191 149H192V147H191ZM209 149V148H208ZM25 150V149H24ZM23 150V151H24ZM41 150V149H40ZM54 150V151H55ZM62 150V149H61ZM107 150V151H106ZM111 150V151H110ZM163 150H165L164 148H163ZM175 150H176V148H175ZM201 150V149H200ZM205 150H207L206 148H205ZM217 150V149H216ZM215 150V151H216ZM225 150V149H224ZM22 151V152H23ZM67 151V150H66ZM74 151H75V149H74ZM162 151V150H161ZM168 151H169V148H168ZM173 151V150H172ZM178 151V150H177ZM186 151H188V150H186ZM189 151H190V149H189ZM196 151V150H195ZM202 151V150H201ZM209 151V150H208ZM207 151V152H208ZM218 151H219V149H218ZM222 152L219 154H217V155H220V156H217V157H221V154H224V156H222V158L223 157H225V155H227L225 152H223V150H221ZM227 151H228V149H227ZM1 152V151H0ZM24 152H27V151H24ZM43 152V151H42ZM46 152V151H45ZM105 152L107 153V152H110L109 153V155H108V153H107V156L105 157ZM118 152V151H117ZM116 152V153H117ZM151 152V151H150ZM149 152V153H150ZM160 152V151H159ZM163 152V151H162ZM167 152V151H166ZM166 152H164V153H166ZM174 152V151H173ZM176 152V151H175ZM180 152V151H179ZM178 152V153H179ZM191 152V151H190ZM189 152V153H190ZM213 152H214V150H213ZM212 152V155H213V157H214V153ZM217 152V151H216ZM230 152H232V151H230ZM51 153H53V152H51ZM53 153V154H54ZM63 153H64V151H63ZM65 153H67V152H65ZM74 153V152H73ZM124 153V154H123ZM156 153H158V151L156 150ZM168 153V152H167ZM170 153V155L172 154V152H169ZM206 153V152H205ZM2 154V153H1ZM101 154L102 155H104V159H103V156H101ZM151 154V153H150ZM158 154H161V152L160 153H158ZM174 154V153H173ZM172 154V155H173ZM184 154V153H183ZM199 154V153H198ZM200 154H202V153H200ZM208 154V153H207ZM230 154V153H229ZM30 155L31 156H33L34 158H36V159H33L32 160V157H30ZM164 154H162V155H160V157L161 156H163ZM167 155V154H166ZM180 155H182L181 153H180ZM186 155V154H185ZM193 155V154H192ZM216 155V154H215ZM51 156V157H50ZM81 157V158H78V157ZM99 156H101L102 158H100ZM120 156V157H119ZM122 156H123V158H122ZM201 155H199V157H200ZM1 157V156H0ZM6 157V156H5ZM23 157V156H22ZM145 157V158H146ZM170 157V156H169ZM178 157H179V155H178ZM184 157V156H183ZM188 157V156H187ZM196 157L197 158H199L197 155H196ZM194 158V155H193V159L192 160H194L193 162H195V163H199V159H198V161L196 162V160H197V158ZM212 157V158H213ZM216 157V158H217ZM19 158V157H18ZM21 158V157H20ZM48 158H49V160H48ZM76 158V159H75ZM124 158H126V159H124ZM128 158V159H127ZM163 158V157H162ZM172 158V160L174 161V159H173V157H171ZM212 158H210V156L209 155H205V154H203V156H201V159L203 160H201V162H205L206 163V165H205V167L206 168H204V170L203 169H201L200 168V170H198L197 168V170L198 171H200L199 173L201 174V172H202V174H203V176L205 177V174L207 173V171L205 172V169L206 170H208L207 169V167L209 166V165H211L212 164ZM221 158V159H222ZM1 159H2V157L0 158V161H1ZM10 159V158H9ZM154 159V158H153ZM152 159V160H153ZM165 159V158H164ZM167 159V158H166ZM184 159V158H183ZM188 159V158H187ZM196 159V160H195ZM219 159V158H218ZM218 159H216V161H214V162H217V160ZM218 160V162H220L221 161V164H223L224 163V161H222V160ZM3 160H5V159H3ZM7 160V159H6ZM13 160V159H12ZM11 160V161H12ZM20 160V159H19ZM30 160V161H29ZM46 160L47 161H49V162H46ZM53 160V161H52ZM127 160V161H126ZM146 161L148 160V159H145ZM156 160V159H155ZM158 160V159H157ZM170 160V158H168V161ZM172 160H170V162L172 161ZM176 160V159H175ZM214 160V159H213ZM9 161V160H8ZM52 161V162H51ZM65 161H67V162H65ZM167 161V162H168ZM182 161V160H181ZM189 161V160H188ZM2 162V161H1ZM37 162V161H36ZM120 162L122 163V164H120ZM142 162H144V161H142ZM155 162V161H154ZM153 162V163H154ZM157 162V161H156ZM158 162H160V161H158ZM157 162V163H158ZM16 163H17V161H16ZM16 163L14 164L15 166H16ZM21 163V164H20ZM25 163H26V161H25ZM25 163L23 162L22 163V161H20L19 162V164L18 165H20V167H22L23 166V164L25 165ZM149 163V162H148ZM151 163V162H150ZM149 163V164H150ZM156 163V164H157ZM164 163V162H163ZM174 163H176V161L174 162ZM179 163V162H178ZM187 163V162H186ZM197 163V164H198ZM207 163H208V166H207ZM228 162H226L225 164H227ZM4 164V163H3ZM30 164V163H29ZM37 164H38V162H37ZM36 164V165H37ZM50 164L52 165V166H50ZM148 164V165H149ZM203 164V163H202ZM214 164V163H213ZM212 164V165H213ZM216 165H217V163H215ZM13 165V166H14ZM17 165V166H18ZM32 165H33V163H32ZM32 165H30V166H32ZM36 165L35 166H33V167H35L36 168ZM142 165V164H141ZM140 165V166H141ZM144 165V164H143ZM153 165V164H152ZM151 165V166H152ZM160 165V164H159ZM184 165H186V164H184ZM198 165H200L201 166V164H198ZM197 165V166H198ZM204 165V164H203ZM202 165V166H203ZM228 165V164H227ZM12 166V165H11ZM11 166H10V169H11ZM14 166V167H15ZM26 166L27 165H25V169H27L26 168ZM114 166H116V167H114ZM154 166H155V164L153 165V167L152 168H154ZM168 166V165H167ZM169 166H170V164H169ZM180 166H181V164H180ZM187 166V165H186ZM196 166V165H195ZM215 165H213L212 166V168L214 167ZM223 166H224V164H223ZM33 167H32V170H34L33 169ZM53 167V168H52ZM55 167V168H54ZM112 167H114V168H112ZM156 167V166H155ZM189 167V166H188ZM210 167V166H209ZM142 168H144L143 166H142ZM157 168V167H156ZM161 168V167H160ZM160 168L158 167V169L160 170ZM192 168V170L191 171H193V169H194V167H191ZM191 168H188V169H191ZM215 168V167H214ZM218 168H220V167H217V169ZM17 169V168H16ZM15 169V170H16ZM21 169V168H20ZM24 169V170H25ZM141 169V170H140ZM145 169V168H144ZM149 169V171H152L151 170V168H150V166H149V168H147L146 170H148ZM172 169V168H171ZM175 169V168H174ZM179 169H182V168H180L179 167ZM195 169V170H196ZM19 170V169H18ZM157 170V169H156ZM169 170V169H168ZM167 170V171H168ZM195 170H194V175H197L198 176V172H195ZM202 170V171H201ZM215 170V169H214ZM214 170L212 169L211 170V167H210V171H208V172H214ZM222 170V169H221ZM21 171V170H20ZM22 171H23V169H22ZM149 171H146L147 172V174H148V172ZM155 171V170H154ZM154 171H152V173H154ZM172 171V170H171ZM185 171V170H184ZM191 171H186L185 172V174H183V175H185V177H188L186 174H188L187 172H191ZM249 171V170H248ZM264 170H262V175H263V177H264V172H263ZM17 172V171H16ZM24 172V171H23ZM145 172V173H146ZM157 172V171H156ZM155 172V173H156ZM163 172H165V171H163ZM169 172V171H168ZM180 172H182V171H180ZM204 172H205V174H204ZM215 172H216V170H215ZM25 173V172H24ZM33 173V172H32ZM152 173H151V175H150V177H149V175H148V177L149 178H151V176H153L152 175ZM154 173V174H155ZM160 173H162V172H160ZM178 173V172H177ZM196 173V174H195ZM245 173V172H244ZM27 174V173H26ZM28 174H29V172H28ZM150 174V173H149ZM166 174H167V172H166ZM171 174H173V173H171ZM192 173H190V175H191ZM199 174V175H200ZM211 174H213V173H211ZM216 174H217V172H216ZM219 174V173H218ZM2 175V176H1ZM145 175V174H144ZM170 175V174H169ZM182 175V176H183ZM189 175V174H188ZM26 176V177H25ZM134 176V179H137L136 181H134V179H132V177ZM143 176V177H142ZM163 176V175H162ZM166 176H168V174L166 175ZM175 176H177V174L175 175ZM210 176H212V175H210ZM214 176H215V174H214ZM213 176V177H214ZM235 176V175H234ZM147 177V176H146ZM145 177V179H147ZM173 177V176H172ZM178 177V176H177ZM200 177V176H199ZM232 177V176H231ZM16 178H18V179H16ZM132 179L133 181H129V179ZM160 178V177H159ZM163 178H165V177H163ZM167 178V177H166ZM174 178V177H173ZM179 178V177H178ZM181 178H183V177H181ZM180 178V179H181ZM191 178V177H190ZM206 178V177H205ZM238 178V177H237ZM13 179V180H12ZM15 179V180H14ZM193 179V178H192ZM194 179H196V178H194ZM207 179V178H206ZM169 180V179H168ZM204 180V179H203ZM231 180V179H230ZM20 181V182H19ZM114 181V182H113ZM117 181V183H115ZM146 181H150V179L149 180H146ZM146 181H144V182H146ZM159 181H160V179H159ZM163 181V180H162ZM161 181V183H164V182H162ZM174 181H176V180H174ZM193 181V180H192ZM200 181V180H199ZM225 181H227V180H225ZM237 181V180H236ZM5 182V181H4ZM133 182V183H132ZM170 182V181H169ZM177 182V181H176ZM206 182H208V181H204V182H201V183H206ZM228 182V181H227ZM235 182V181H234ZM233 182V183H234ZM13 183H10L11 185L13 184ZM129 183H131V185L129 184ZM148 183V182H147ZM150 183V182H149ZM166 183H168V182H166ZM166 183H164V184H166ZM188 183V182H187ZM199 183V182H198ZM226 183V182H225ZM225 183L223 184L222 183V185H224L223 187H225ZM237 183V182H236ZM169 184V183H168ZM228 184H230V183H228ZM1 185L2 186H4V184H2L1 183ZM13 185H15V184H13ZM12 185V186H13ZM145 185V184H144ZM147 185V184H146ZM152 185V184H151ZM160 185V184H159ZM171 185V184H170ZM189 185V184H188ZM193 186H194V184H192ZM208 185V184H207ZM209 185H210V183H209ZM218 185V184H217ZM227 185V184H226ZM174 186V185H173ZM173 186H172V188H173ZM190 186H191V184H190ZM203 186V185H202ZM205 186H206V184H205ZM219 186V185H218ZM228 186V185H227ZM141 187L144 189H142V190H140L141 189ZM185 187V186H184ZM209 187H211V186H209ZM220 187V186H219ZM222 187V188H223ZM231 187V186H230ZM193 188V187H192ZM203 188V187H202ZM217 188V187H216ZM1 189H2V187H1ZM183 189V190H182ZM185 189H186V187H185ZM220 190H218V192L217 193H219V191H221L222 192V189L221 188H219ZM225 189H226V187H225ZM224 189V190H225ZM190 190H191V188H190ZM197 190H199V189H197ZM1 191V190H0ZM206 191H208V189L206 190ZM14 192V193H13ZM17 192V195L15 194ZM210 192V191H209ZM214 192V191H213ZM13 193V194H12ZM189 193H191V192H189ZM192 193H194V190H192ZM191 193V195H193L194 196V194H192ZM195 193H196V191H195ZM203 192H201V194H202ZM208 193V192H207ZM228 193V192H227ZM230 193V192H229ZM11 194H12V196H11ZM222 194H224V193H222ZM221 194V195H222ZM226 194V193H225ZM174 195H178V199L179 200H176V197H175V202L173 201L174 199ZM196 195V194H195ZM197 195H200V194H197ZM195 196V199L196 198H198V196ZM215 195V194H214ZM219 195V194H218ZM14 196V197H13ZM185 196H187V194H185ZM189 196H190V194H189ZM203 196V195H202ZM173 199V200H170V199ZM185 200V202L183 201V199ZM191 198V197H190ZM182 199V200H181ZM2 201H4V202H2ZM178 202V203H177ZM183 202H184V204H183ZM198 202V201H197ZM176 203V204H175ZM179 203H182L183 205H179ZM202 203V202H201ZM198 205V204H197ZM251 205V204H250ZM198 206H200V203H199V205ZM239 206V205H238ZM243 206H244V204H243ZM248 206V205H247ZM195 207H197L196 205H195ZM202 207V206H201ZM240 207V206H239ZM242 208V207H241ZM246 208V207H245ZM249 208V207H248ZM248 208H246V209H244V207H243V209H239L240 210V213L241 214H243L244 212H246L247 213V216H248V210L250 209H248ZM252 208V207H251ZM194 209H196V208H194ZM196 210H198V209H196ZM195 210V211H196ZM199 210H200V208H199ZM239 210H236L235 209V211L234 212H231L234 216H235V214H240L239 213ZM203 211V210H202ZM213 211V210H212ZM250 211V210H249ZM196 212H198V211H196ZM201 211H199L198 212V214L200 213ZM251 212H253V210L251 209ZM255 212V211H254ZM253 212V213H254ZM257 212H258V210H257ZM250 213V212H249ZM249 215H252V213H250ZM196 217V215H194L193 214V217ZM244 216V215H243ZM254 217H255V215H254ZM239 218V217H238ZM244 218H245V216H244ZM182 219V222L180 221V220ZM193 219H195V218H193ZM237 219V218H236ZM237 220H239V219H237ZM176 221V223H178L179 224V222H177ZM171 223V224H170ZM187 224L188 223H185V226H187ZM190 224V223H189ZM197 224V223H196ZM183 225V224H182ZM213 225V224H212ZM170 226H171V228H170ZM176 226L178 227V225L176 224ZM175 226V227H176ZM185 226H183V227H185ZM208 226V225H207ZM179 227H181V226H179ZM199 227V226H198ZM208 227H211V226H208ZM176 229V228H175ZM202 229V228H201ZM171 230H173V229H171ZM181 230H182V228H181ZM180 230V231H181ZM184 230V229H183ZM198 231V230H197ZM201 231H203V230H201ZM205 231V230H204ZM177 232V231H176ZM176 232H174V233H176ZM179 232V231H178ZM134 233V234H133ZM139 233V234H138ZM174 233L172 234L171 233V237H173V236H175L174 235ZM131 235H133L132 237H130ZM140 235V236H139ZM164 235V234H163ZM167 235V234H166ZM168 235V236H169ZM145 236V237H144ZM149 236V237H148ZM170 236H169V238H170ZM129 237V238H128ZM142 237V236H141ZM148 237V238H147ZM167 237V236H166ZM262 237V236H261ZM260 237V238H261ZM147 238V239H146ZM161 238V237H160ZM168 238V240H170ZM127 239H131V241H127ZM133 239H134V237H133ZM156 240L157 239H159V237L158 238H155ZM138 240H140L141 241V238L140 239H138ZM144 240H142V241H144ZM166 240H167V238H166ZM166 240H165V242H166ZM127 241V242H126ZM164 241V240H163ZM163 241H161V242H163ZM172 241V240H171ZM133 242H134V240H133ZM132 242V243H133ZM135 242H136V240H135ZM139 241H137L136 243H135V245L138 243ZM170 242V241H169ZM131 243V245H133ZM140 243H142V242H139V245H140ZM144 243L145 242H143V244L142 245H144ZM151 243H153V242H151ZM156 243V242H155ZM157 243H160L159 241L157 242ZM156 243V244H157ZM262 243V242H261ZM148 244V245H147ZM127 245L128 246H130V247H128V249H126V247H127ZM151 245V244H150ZM153 245H155V244H153ZM152 245V246H153ZM137 247V246H136ZM129 249V252H134L135 251V248H134V245H133V248L132 249ZM150 248V247H149ZM149 248H147V251L148 250H150ZM137 249V248H136ZM141 249V248H140ZM131 250V251H130ZM138 250V249H137ZM139 251V253L140 252H142L143 251V253H145V250H142V251H140V250H138ZM151 252H152V249L150 250ZM149 251V253H151ZM165 251H167V249L165 250ZM137 252V251H136ZM156 252V251H155ZM147 253V252H146ZM145 253V254H146ZM154 253V252H153ZM153 253H151V256H152V254ZM169 253V252H168ZM137 254H138V252H137ZM136 254V255H137ZM145 254H143V255H145ZM148 254V253H147ZM157 254H160V255H162V254H164V253H158V252H156V255ZM135 255V254H134ZM135 255V256H136ZM141 257H143V255H141V254H139ZM149 255V254H148ZM159 255V256H160ZM167 255V254H166ZM133 256V255H132ZM151 256H147V255H145L144 257H145V259H148V258H146V257H150V259H151ZM153 256H155V254H153ZM159 256H157V258H154L153 257V260H155V259H158L159 258ZM162 256H164V255H162ZM136 257H138V255L136 256ZM125 258H126V260H125ZM132 258H134V256L132 257ZM135 259V258H134ZM139 259V258H138ZM138 259H135V261L136 260H138ZM144 259V260H145ZM150 259H149V261H150ZM125 260V261H124ZM152 260V259H151ZM128 263H131V261L128 259ZM134 261V260H133ZM134 261V262H135ZM141 261V260H140ZM149 261H147V262H149ZM142 262H144L143 260H142ZM142 262H140V263H142ZM147 262H145V263H147ZM127 263V264H128ZM136 263H138V261L136 262ZM132 264V263H131ZM143 264V263H142Z\"/></svg>",
  "mask_w": 264,
  "mask_h": 264
}]
</instances>
